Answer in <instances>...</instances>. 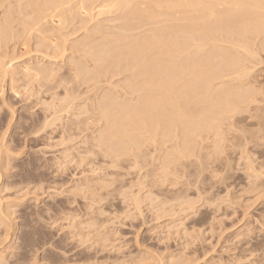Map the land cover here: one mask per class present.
I'll return each mask as SVG.
<instances>
[{
    "label": "rangeland",
    "instance_id": "rangeland-1",
    "mask_svg": "<svg viewBox=\"0 0 264 264\" xmlns=\"http://www.w3.org/2000/svg\"><path fill=\"white\" fill-rule=\"evenodd\" d=\"M2 3V0L1 2ZM3 4V3H2ZM2 6V5H1ZM0 6V7H1ZM4 6V7H3ZM2 7L4 8H0V18H1V14L6 10V6L7 4L4 3ZM107 9H105L106 11ZM109 10V9H108ZM115 12H117V10L113 9ZM122 11V10H121ZM2 12V13H1ZM111 12H113L112 10H109L107 12L106 15H104L105 13L102 14V16H106V19L104 20L103 17L100 19L98 18L99 16H97V22H99L97 25V23H95V21H92L90 23V25L88 24V28L91 30L92 27L96 28V25L98 26L97 28L99 29H106L105 25H107L110 28H107V32H104L103 35L105 34H117L119 33V29L116 28H121L124 32L127 33V31L124 30L125 25H123L122 23H124L125 20L122 21L123 19V11L122 13H120V10H118L117 13L114 12V14H112ZM111 13V14H109ZM120 14H122V17L120 16ZM120 17L117 18L116 17ZM108 17V19H107ZM125 17V16H124ZM105 18V17H104ZM109 18H115L110 20ZM95 19V18H94ZM99 19V20H98ZM103 19V23L102 20ZM113 20H115V22H113ZM79 20H75V22H71L72 26L70 25V22L66 23L65 25L67 26L65 29L68 31L64 30V35L67 33L69 34V29L70 26L72 29H75V25L73 24H77ZM113 23H112V22ZM95 24H92V23ZM47 23V22H46ZM50 23V22H49ZM49 23L47 24V26L49 25ZM109 23V24H108ZM119 23V25L117 24ZM79 24V23H78ZM93 26H92V25ZM103 24V25H102ZM70 25V26H69ZM95 25V26H94ZM117 26L116 28L113 26ZM49 26L52 27V25L50 24ZM69 26V27H68ZM78 26V25H76ZM106 26V27H107ZM104 27V28H101ZM115 28L116 30H110ZM68 28V29H67ZM83 27L80 28L82 30L79 29V32H77V30L75 29L74 31H76L73 35H71L70 37H67V41L68 43H66V46H69L70 44L72 46H70V48L75 47L74 44V40L75 39H84V36H82V33H84L83 30H89ZM109 29V30H108ZM89 30V31H90ZM120 30V31H122ZM71 32H73L72 30H70ZM82 31V32H81ZM87 31L86 33L88 34ZM104 31V30H100ZM109 31V32H108ZM66 32V33H65ZM121 34H125V33ZM77 33V34H76ZM85 33V34H86ZM96 35H98L96 38L100 39L99 36H101V34L99 35V33H95ZM120 34V35H121ZM95 35V36H96ZM102 35V36H103ZM74 36V38H72ZM83 38H82V37ZM257 36L253 39L252 42L251 40L249 41L251 45H248V49L251 50V52H253L251 54V52L246 49L245 51L248 52L246 53L244 51V48L240 50V55L242 56H246L245 58H247L245 63H248V67H250V72H249V79L246 80L245 85L247 87V85H249V88L252 89L251 92H254V97L255 99H257V96L259 97L257 102L259 101L261 103V107L258 104L254 103V106H259L258 109H256V111L258 110L259 112L253 111L255 113H253L252 111L249 113L245 112L242 113L240 116L238 114V117L236 115L235 120V132L234 134L240 138V140H238L237 143H239V141H241L238 145L240 146L238 148L237 147L230 149L231 152L229 151V149H226V146L230 145L227 143V141L225 142V146H224V150L222 154H215L213 153V150L211 147H209V150L206 151V153H203L202 151V156L205 158V156H207L205 158V160H203L204 158L200 155L201 153H198L200 159H202L203 161H201V163L204 164L201 165L200 167L199 165H197V163L199 164V160L197 158L194 159V154L197 152H194L192 156H189V154L185 155L186 159H190L191 163L189 166L190 161L182 160L180 159L179 161H183L185 163V166L188 168L185 170H182V178L177 177L179 180L176 183H172L171 185H167L169 183H163L160 184L162 177H161V165H160V159L163 158L164 153L162 152L161 155H159L157 153V148L153 145L152 143L153 141H150L149 139V135H145L148 138L147 141L143 140L145 143L144 145L139 148L140 151L138 149H136L137 147L134 146L132 148V146H130L132 148V150L130 149V147L128 146L129 150L126 152V156L127 154H129L127 157L125 155L122 156H117V157H113V155H111L109 151H107V149L105 150V148L107 147L106 144H103L99 142V144H96V140L99 141V139L101 138L99 135L101 132V134H105V132L103 130L107 129V121L105 122V117H103L100 112L101 110L99 109L100 107L98 106V110L97 111V101L99 100L100 96L102 95H106L104 93H109V91L112 92V94H114L115 96L120 97V99L122 98V95H125L127 93V98L128 99H133L137 96V94H129L131 95L130 98L128 97V89L127 92L123 94V92L126 91V89H123L122 86H126L125 88H127V85L125 84L126 80L124 77L129 76L128 73H124L121 74L119 76H117L118 74H114L117 77H113V75L104 73V76H95V78L91 77L88 80H83L84 77L78 72V74L82 77L80 78L79 75H77V77L75 78H80L82 80H77V79H73V77L67 78L66 73H68L67 70L71 69L72 67H76L74 65H72V67L70 66V57H72L71 59L76 58V60L81 61L82 65L84 64L83 62H85V60H82V53L80 51V48H77L78 51L81 53L77 55L78 56H69L72 55V53H74L73 51L70 52L69 50V54L66 53L67 55L64 54L63 56V60L62 58L58 59H48L45 56H42L41 54H36L37 51L36 49L34 50L32 45L35 43L34 41H31L30 44V48L31 50L35 51L32 53V51L30 50L29 53L28 51H26V53H29L26 55V53H24V51L22 50V47H20L19 45H17L14 49V51H12L10 48L8 50L9 53L14 52L15 57H17L14 61L13 64L14 68L16 71L15 74H17V78L15 76V80H21L22 76L24 77V74H21V72H25L24 70L28 67L31 66V68H33L34 66H38L37 64L41 65L40 68L46 67V68H50L51 67V63L53 64V69L52 67L50 69L54 70V76H59L62 77L63 75H65V78L62 77L63 80L62 84L60 83V85L58 84V86H54L57 83H55L53 85V89L49 86L50 83L54 80V77L51 78L52 80H50L47 85L50 87V91L47 90L48 92H46V90L42 89L41 87L38 88L40 85H38V87L33 85L34 83H32L29 89L28 87V92H27V87L26 85L23 86L25 83L22 82H16V84H14L15 88L10 89L11 87L14 86H10V83L4 82L3 84L0 83V91H1V95H0V136L3 138L4 136V140L1 139V149H0V212H2V215L0 214V238L2 237L3 239H0V264H27V262L29 264H66L65 262L70 263V264H83L82 261L85 264H134L135 262V258H137V260L139 259V261L136 260L137 264H264V143L261 141H264V126H261L264 123V99L261 101L262 98H264V93H262L260 95L259 92H262V90L264 89V87H262V85L264 86V51L262 49H264V45H262V41H264V36ZM77 37V38H76ZM69 38V39H68ZM80 40V41H81ZM71 41V42H70ZM83 41V40H82ZM34 42V43H32ZM77 42V40H76ZM75 42V43H76ZM79 42V41H78ZM76 44H79V43ZM254 43V44H253ZM260 46H258L257 44ZM261 43V44H260ZM249 44V43H248ZM253 44V45H252ZM219 45L227 47L228 45L225 43H219ZM76 46H80L76 45ZM254 46V47H253ZM263 48H262V47ZM19 47V48H18ZM251 47V48H250ZM257 48V49H256ZM255 49V50H254ZM11 50V51H10ZM20 50V51H18ZM238 50V49H237ZM243 50V52H242ZM236 51V49H235ZM255 51V52H254ZM261 51V52H260ZM19 52L21 55H19ZM239 52V51H237ZM242 52V54H241ZM260 52V53H259ZM8 53V54H9ZM76 53V52H75ZM246 53V54H245ZM258 53V54H257ZM13 54V53H12ZM18 54V55H17ZM25 54V55H22ZM250 54V56H249ZM257 54V55H254ZM13 56H8L9 58L14 57ZM28 55H32L31 58ZM34 55V56H33ZM76 55V54H74ZM22 56V57H21ZM23 56L25 57V59H23ZM39 56V57H38ZM68 56V57H67ZM242 56V57H243ZM259 56V57H258ZM7 57V60H9ZM19 57V58H18ZM35 57V58H33ZM42 59H41V58ZM78 57V58H77ZM251 62H249L250 60L248 58H251ZM257 58V60H255V58ZM39 58V59H38ZM45 58V59H44ZM67 58V59H66ZM69 58V59H68ZM79 58H81V60H79ZM33 59H35L33 61ZM61 59V60H60ZM263 61V62H260ZM28 60V61H27ZM32 60V61H31ZM42 60V63H40ZM66 62H63V61ZM68 60V61H67ZM24 61V62H23ZM30 61V62H29ZM38 61V62H37ZM260 64H257V62ZM63 62V63H62ZM69 62V63H68ZM29 65H28V64ZM55 63V65H54ZM56 63L58 65H56ZM60 63V64H59ZM67 63V64H66ZM79 63V64H81ZM20 64V65H19ZM25 64V65H24ZM36 64V65H34ZM69 64L68 68L67 65ZM88 68L89 70L92 68L91 67V63H88ZM91 64V65H90ZM249 64H251L249 66ZM254 64V66H253ZM18 65V66H17ZM63 68L60 70L59 74L56 72H58V70L60 69V67ZM87 66V63L85 64ZM84 65V66H85ZM33 66V67H32ZM43 66V67H42ZM19 69H17V68ZM23 67V68H22ZM58 67V68H57ZM91 67V68H90ZM25 68V69H24ZM29 68V67H28ZM37 68V67H36ZM57 68V69H56ZM256 68V70H255ZM21 69H23L21 71ZM67 69V70H66ZM75 69V68H74ZM254 69V70H253ZM259 69V70H258ZM56 70V71H55ZM93 70V69H91ZM263 70V71H261ZM17 71H21L18 72ZM70 71V70H69ZM72 71V70H71ZM74 71V70H73ZM72 71V72H73ZM96 71V70H94ZM256 71V72H255ZM261 71V72H260ZM62 72V73H61ZM71 72V73H72ZM259 72V73H258ZM263 72V73H262ZM21 75H20V74ZM65 73V74H64ZM70 73V72H69ZM70 73V75H71ZM94 72H91V74L93 75ZM255 73V74H254ZM261 73V74H260ZM74 73H72L73 75ZM89 74V75H91ZM251 74V75H250ZM19 75V76H18ZM62 75V76H61ZM69 75V76H70ZM71 75V76H72ZM103 75V74H102ZM108 75V76H107ZM110 75V76H109ZM123 75V76H122ZM260 75V76H259ZM55 76V77H56ZM70 76V77H71ZM89 77V76H88ZM110 77V78H109ZM121 77V78H120ZM254 77V78H253ZM58 78V77H57ZM106 78V79H105ZM108 78V79H107ZM120 78V79H119ZM257 78V79H256ZM260 78V79H258ZM70 79V80H67ZM73 79V80H72ZM86 79V76H85ZM88 79V78H87ZM92 79V80H91ZM97 79V82L96 80ZM104 79V80H103ZM113 79V80H112ZM125 79V81H124ZM252 81H251V80ZM256 79V81H254ZM58 80V79H57ZM60 80V81H61ZM66 80V81H65ZM75 80V81H74ZM77 80V81H76ZM95 80V81H94ZM102 80V83H101ZM112 80V81H111ZM120 82H118V81ZM263 80V81H262ZM25 81V80H24ZM55 81V80H54ZM74 81V82H73ZM81 81V82H80ZM106 81V82H105ZM248 81V83H247ZM261 81V82H260ZM27 83V81H25ZM56 82V81H55ZM71 82V83H70ZM79 82V83H78ZM93 82V83H91ZM95 82V83H94ZM110 82V83H109ZM124 82V83H123ZM24 83V84H23ZM53 83V82H52ZM66 83V85H65ZM77 83V84H76ZM86 83V84H85ZM107 83V84H105ZM117 83V84H116ZM127 83V82H126ZM257 83V84H256ZM10 84V85H9ZM72 84V85H69ZM89 84V87H88ZM102 84V85H101ZM112 84V85H111ZM116 84V85H115ZM123 84V85H122ZM255 84V85H254ZM259 84V85H258ZM262 84V85H261ZM52 85V84H51ZM95 85V87H94ZM121 86L120 88L123 89V91H120V93L118 92L120 88H117L118 86ZM5 88H4V87ZM33 86V88H31ZM70 86V87H69ZM79 88H78V87ZM87 86V87H86ZM100 89H99V87ZM108 86V87H107ZM115 86L116 89H115ZM260 89L261 91L257 88ZM18 87V88H16ZM24 87V88H23ZM26 87V89H25ZM36 89H35V88ZM66 88L64 90V88ZM73 87V88H72ZM93 87V88H92ZM102 87V88H101ZM104 87V88H103ZM110 87V88H109ZM113 87V88H112ZM252 87V88H251ZM22 88V89H20ZM56 88V89H54ZM71 88V89H70ZM75 88V89H74ZM90 88V89H89ZM109 90H108V89ZM255 88V89H254ZM4 89V90H3ZM16 89V90H15ZM19 89V90H18ZM35 89V90H34ZM39 90L40 94L38 95L39 92H37ZM73 89V90H72ZM86 91H85V90ZM94 89V91H93ZM112 89V90H111ZM258 89L259 92L256 90ZM15 90V91H14ZM34 90V91H33ZM43 92H42V91ZM54 90V91H52ZM62 92H61V91ZM105 90V91H104ZM115 90V91H114ZM254 90V91H253ZM5 92V94H3ZM18 91V92H17ZM27 93H25V92ZM31 91V93H29ZM45 91V92H44ZM67 91V92H66ZM71 91V92H70ZM90 91V93H89ZM119 93L118 95L116 94L117 92ZM13 92V93H12ZM37 92V94H36ZM61 92V94H60ZM69 92V93H68ZM76 92V93H75ZM87 92V93H86ZM97 92V93H96ZM102 93L101 95L98 94ZM36 95H35V94ZM44 93V94H42ZM48 93V94H47ZM55 94V96H53L52 94ZM78 93V95H77ZM23 94V95H21ZM46 94V95H45ZM50 94V95H49ZM86 95V96H82V95ZM94 94L96 96H94ZM3 95V97H2ZM5 95V96H4ZM34 95V96H33ZM44 95V96H43ZM61 95V96H59ZM67 95V96H66ZM71 95V96H68ZM81 95V96H80ZM99 95V96H98ZM121 95V96H120ZM136 95V96H135ZM43 96V97H42ZM51 96L52 98L55 97V99L51 100ZM57 96V97H56ZM65 96L67 98H65ZM74 96L76 98H74ZM80 96V97H79ZM4 98V101L2 98ZM30 97V99H29ZM34 97V98H33ZM61 97V98H60ZM124 97V96H123ZM261 97V99H260ZM21 98V99H20ZM24 98V99H23ZM26 98H28V100L30 101H25L27 100ZM38 98V99H37ZM45 98V99H44ZM72 99V101L68 100V102H64V99ZM86 98V99H85ZM90 98V99H89ZM92 98V99H91ZM2 99V100H1ZM7 99V101H6ZM42 99H44V102H41ZM59 99H63L62 100V104L63 103H67V105H64L63 109L61 110V101H59ZM75 99V100H74ZM80 99V100H79ZM101 99V98H100ZM119 99V100H120ZM126 99V98H125ZM51 100V101H50ZM55 100V102L53 101ZM78 100V101H77ZM83 100V101H82ZM86 101V105L85 106V110H81L82 113L79 114L78 109L80 108V105L84 104V102ZM90 100V101H89ZM95 100V101H94ZM3 101V102H2ZM5 102V104H4ZM7 102V103H6ZM33 102V103H32ZM46 102L45 106H40V105H44ZM54 103L49 105V103ZM60 102V106L57 103ZM71 103V105H69L68 103ZM132 102V101H131ZM3 103V104H2ZM8 103H10L8 105ZM73 103V105H72ZM76 103V104H75ZM96 103V104H95ZM99 103V102H98ZM32 104V105H31ZM40 104V105H39ZM48 104V106H47ZM80 104V105H79ZM95 106V110L92 107ZM95 104V105H94ZM38 105V106H37ZM9 106V107H8ZM12 106V110L11 109ZM14 106V107H13ZM53 106V108H52ZM65 106H69L71 111L69 110L68 115H67V109H65ZM29 107V108H28ZM32 107V108H31ZM46 107H50V110ZM59 109H58V108ZM73 107V108H72ZM83 107V105L81 106ZM90 107V108H88ZM263 107V108H262ZM262 108V109H261ZM40 109V110H39ZM43 109V110H42ZM52 109H55L58 111H65V114L63 112H60L58 114L59 119L61 118L60 124L57 122L58 121V116L56 115V120L54 117L50 116L51 118H49L47 123L44 120H47V118L49 117V115H51V111ZM76 109V110H74ZM90 109V111H89ZM261 109V111H260ZM5 110V111H4ZM15 110V111H14ZM34 110V111H32ZM45 110V111H44ZM48 110V111H47ZM54 110V111H55ZM263 110V111H262ZM48 113H47V112ZM80 111V112H81ZM93 111V112H92ZM10 112V113H9ZM18 112V113H17ZM25 112V113H24ZM36 112V113H35ZM85 112V113H84ZM97 112V113H96ZM15 113V114H14ZM78 113V114H76ZM102 113V112H101ZM251 113V114H250ZM259 113H261L259 115ZM14 116H13V115ZM71 114V115H70ZM85 114V115H82ZM89 114V115H88ZM244 114V115H243ZM249 114V115H248ZM252 114H254L252 117ZM31 115V116H30ZM52 115H53V111H52ZM64 115H66L64 117ZM98 115V116H95ZM100 115V116H99ZM259 116L257 118H261V119H257L255 116ZM12 116V121H11V117ZM63 116V117H62ZM31 117V118H30ZM73 117V118H72ZM79 117V118H78ZM85 117V118H84ZM101 119H100V118ZM241 117V118H240ZM66 118V119H65ZM103 118V119H102ZM85 119V120H84ZM66 120V122H64ZM70 120V121H68ZM72 120V121H71ZM90 120V121H89ZM92 120V121H91ZM100 120V121H98ZM103 120V121H102ZM4 121V122H3ZM10 121V123H9ZM44 121V122H43ZM51 121L53 123H51ZM94 121V122H93ZM98 121V122H97ZM260 121V122H259ZM43 122V123H42ZM71 122V123H70ZM79 122V123H78ZM82 122V123H81ZM87 122V123H85ZM91 122V123H90ZM93 122V123H92ZM97 122V123H96ZM101 122V123H99ZM105 122V123H103ZM259 122V123H257ZM45 123V126H44ZM51 123L49 126L48 124ZM64 123V125H63ZM78 123V124H77ZM262 123V124H261ZM4 124V125H3ZM6 124H9V128ZM36 124V125H35ZM43 124V125H41ZM47 124V125H46ZM74 124V126L72 125ZM76 124V125H75ZM80 126L78 127L77 125ZM87 124V125H86ZM257 124V125H256ZM52 125V127H50ZM60 125V126H59ZM89 125V126H88ZM91 125V127H90ZM96 125V126H94ZM98 125V126H97ZM255 125V126H254ZM6 126V127H5ZM48 126V127H47ZM57 126V127H56ZM59 126V128H58ZM70 126V127H69ZM73 126V127H72ZM103 126V128H102ZM41 129H40V128ZM46 127V128H45ZM62 127V128H61ZM87 127V128H86ZM89 127V128H88ZM99 127V129H98ZM245 127V129H244ZM261 127V128H260ZM263 127V128H262ZM5 128V129H4ZM25 128V129H24ZM43 128V129H42ZM51 128V129H50ZM64 128V129H63ZM81 128V129H80ZM83 128H86L83 129ZM3 129V130H2ZM55 129V130H54ZM56 129L58 130L56 133ZM93 129V130H92ZM96 129V130H95ZM237 129V130H236ZM241 129V130H240ZM247 129V131H246ZM260 129V130H259ZM6 130V133H5ZM8 130V131H7ZM20 130V131H19ZM37 130V131H36ZM41 130L42 133H39ZM50 130V131H49ZM53 130V131H52ZM63 130V131H61ZM74 130V131H73ZM80 130V131H77ZM90 130V131H89ZM252 130V131H251ZM259 130V132H258ZM262 130V131H261ZM33 131V132H32ZM39 131V132H38ZM49 131V132H48ZM70 131V132H69ZM82 131V132H81ZM84 131V133H83ZM96 131H98V135L96 133ZM237 131H242V134L237 132ZM246 131V133H245ZM251 131V133H250ZM257 131V132H256ZM260 131L262 133H260ZM37 132V135H35ZM51 132V134H50ZM64 132V133H63ZM67 132V133H65ZM80 132V133H78ZM88 134H87V133ZM90 132V133H89ZM95 132V133H94ZM104 132V133H103ZM26 133V134H25ZM31 133V134H30ZM35 133V134H34ZM39 133V134H38ZM68 133L70 134V136L68 135ZM78 133V134H77ZM83 133V134H82ZM93 133V134H92ZM238 133V134H237ZM245 133V134H244ZM251 135H249V134ZM258 135V133H260L259 137L261 136L260 140L254 143V139H252V137L250 138L249 136L253 135ZM33 134V135H32ZM61 134V135H60ZM77 134V136H76ZM82 134V136H80ZM241 134V135H240ZM32 135V136H31ZM67 135V136H66ZM95 137H94V136ZM247 135V138H246ZM78 138H76V137ZM85 139H84V137ZM99 136V137H98ZM144 136V137H145ZM245 136V137H243ZM28 137V138H27ZM42 137V139H40ZM46 137V139L44 138ZM63 137V138H62ZM74 137V139H72ZM91 137V138H90ZM103 137V136H102ZM30 138V139H29ZM69 138V140H68ZM76 138V140H75ZM96 138V139H95ZM99 138V139H97ZM151 138V137H150ZM246 140H244V139ZM250 138V139H248ZM61 139V140H60ZM65 139V140H64ZM72 139V140H71ZM102 139V138H101ZM100 139V140H101ZM152 139V138H151ZM243 139V140H242ZM263 139V140H262ZM3 140V142H2ZM25 140V142H24ZM43 140V141H41ZM67 140V141H66ZM90 140V141H89ZM95 140V141H94ZM157 140H159V137H157ZM180 140V139H179ZM49 141V142H47ZM59 141V142H58ZM61 141V142H60ZM71 141V142H70ZM88 141V142H85ZM93 141V142H92ZM142 141V142H143ZM22 142V143H21ZM40 142V143H39ZM51 142V143H50ZM62 142L63 145H62ZM67 142V144H66ZM96 142V143H94ZM149 142V143H148ZM6 143V144H5ZM10 143V144H9ZM45 143V144H44ZM47 143V144H46ZM81 143V144H80ZM86 143V145H85ZM88 143V144H87ZM93 143V144H92ZM154 143V142H153ZM208 143H212V140L209 141ZM245 143V144H244ZM257 143V144H256ZM262 143V144H260ZM59 144V145H58ZM61 144V145H60ZM79 144V145H78ZM83 144V145H82ZM149 144V145H148ZM155 144V143H154ZM243 144V145H242ZM4 145H7L6 147ZM47 146V147H43ZM50 145V146H49ZM58 145V146H57ZM77 145V146H76ZM82 145V146H81ZM147 145V146H146ZM151 145V146H150ZM211 145V144H210ZM208 145V146H210ZM224 145V144H223ZM242 145V146H241ZM263 145V146H260ZM54 146V148H53ZM56 146V147H55ZM60 146V147H59ZM75 146V147H73ZM98 146V147H97ZM102 146V147H100ZM145 146V147H144ZM207 146V145H206ZM207 146V149H208ZM260 146V147H259ZM11 150H10V148ZM22 147V149H21ZM27 147V148H26ZM37 147V148H36ZM39 147V148H38ZM66 147V148H65ZM84 147V148H83ZM89 147V148H88ZM94 147H96L95 149H93ZM100 147V148H99ZM150 147V148H149ZM159 147V146H157ZM259 147V149H258ZM263 147V148H262ZM7 148V149H4ZM35 148V149H34ZM51 148V149H49ZM81 150H80V149ZM108 148V147H107ZM146 150L148 151H145ZM156 148V149H155ZM182 149V147H180ZM4 149V150H3ZM34 149V150H33ZM39 149V150H38ZM48 149V150H46ZM65 149V150H64ZM84 149V150H83ZM94 151H93V150ZM100 149V151L98 150ZM109 149V148H108ZM135 149V150H134ZM150 149V151H149ZM238 149V150H237ZM3 150V151H2ZM8 151L7 153L5 151ZM18 150V151H17ZM50 150V151H49ZM52 150V151H51ZM73 150V151H71ZM79 150V151H76ZM103 150V151H101ZM105 150V151H104ZM131 150V152H130ZM137 150V151H136ZM142 150V151H141ZM236 150V151H235ZM16 153H15V152ZM33 151V152H32ZM86 151V153H85ZM87 151H89V154L87 155ZM108 154H107V152ZM135 152L133 154V152ZM154 151V152H153ZM159 151V150H158ZM199 151V150H198ZM212 151V152H211ZM229 151V152H227ZM241 151V152H239ZM11 152V154H9ZM79 152L77 155L76 153ZM81 152V153H80ZM84 152V153H83ZM96 152V153H95ZM104 153V155L101 154ZM138 152V153H137ZM148 152V153H147ZM228 153L226 155V153ZM59 153V154H58ZM91 153V154H90ZM93 153V154H92ZM98 153V154H97ZM154 153V154H153ZM159 155V157L156 155ZM161 153V152H160ZM210 153V156L208 157ZM6 154V155H5ZM74 154V155H73ZM133 154V155H132ZM151 154V155H150ZM153 154V155H152ZM203 154H206L205 156ZM224 154V155H223ZM231 154V155H230ZM5 155V156H4ZM11 155V157H10ZM17 155V156H15ZM43 155V156H42ZM81 155V156H80ZM84 155V156H83ZM90 155V156H89ZM110 157H108V156ZM158 157V158H156ZM212 155V156H211ZM216 155V156H214ZM221 155V156H219ZM223 155V156H222ZM233 155V156H232ZM56 156V157H55ZM58 156V157H57ZM77 156V157H76ZM86 156V157H85ZM91 156H95V157H91ZM104 156V159H101V157ZM113 158H112V157ZM116 156V155H115ZM124 156V157H123ZM133 156V157H132ZM138 156V158H137ZM146 156V157H145ZM149 156V158H147ZM162 156V157H161ZM189 158H188V157ZM196 156V154H195ZM13 157V158H12ZM75 157V158H74ZM80 157V160L79 158ZM84 157V158H83ZM108 157V159H107ZM126 157V158H125ZM140 157V158H139ZM152 157V159H150ZM179 157V156H178ZM192 157V158H190ZM197 157V156H196ZM233 157V158H232ZM86 158V159H85ZM92 158V159H91ZM95 158V159H94ZM112 158V159H111ZM115 158V159H114ZM119 158V161H117V159ZM121 158V159H120ZM137 162H135L136 160ZM142 158V159H141ZM147 160H146V159ZM154 158V159H153ZM156 158V159H155ZM210 158V159H209ZM215 158V159H214ZM229 159L228 162L224 161V164L226 165L228 163V165H226V168L221 165V163L219 164L220 160L223 159ZM231 158V159H230ZM235 158V159H234ZM237 158V159H236ZM34 159V160H33ZM132 161H131V160ZM144 159V160H143ZM185 159V157H184ZM194 159V161H193ZM218 159L219 162L216 160ZM2 160V161H1ZM5 160V161H4ZM46 160V161H45ZM57 160H59L57 162ZM83 160V161H81ZM92 160V161H91ZM94 160V161H93ZM96 160V161H95ZM123 162H122V161ZM139 160V161H138ZM152 160V162H151ZM154 160V161H153ZM158 160V161H157ZM196 160V161H195ZM197 160L199 162H197ZM214 161V164L211 165V162ZM11 161V162H10ZM80 161V162H79ZM85 161V162H84ZM134 161V163H133ZM142 161V162H141ZM158 162V164L160 166H156V163ZM178 161V162H179ZM187 161V162H186ZM208 161V162H207ZM230 161V162H229ZM233 161V162H232ZM8 162V164H7ZM54 162V163H53ZM72 162V163H71ZM77 162V163H76ZM82 162V163H81ZM91 162V163H90ZM98 162V163H97ZM113 162V163H112ZM121 162V163H120ZM130 162L131 168L128 166ZM146 163L145 167L143 165V163ZM150 162V163H148ZM183 162H180V167L184 166V164L182 165ZM194 162L195 165L193 164ZM226 162V163H225ZM5 163V164H4ZM44 163V164H43ZM68 165H67V164ZM97 163V164H96ZM102 163V165H101ZM105 163V164H104ZM125 163V164H124ZM139 163V166H138ZM144 163V164H145ZM232 163V164H231ZM236 163V164H235ZM81 164V165H80ZM94 164V165H93ZM104 164V165H103ZM114 166H112V165ZM117 164V165H116ZM120 164H124L119 166ZM127 164V165H126ZM138 166L136 167L135 166ZM157 164V165H158ZM179 164V163H178ZM209 164H210V168H209ZM234 164V166H233ZM63 165V166H62ZM76 167H75V166ZM81 167H79V166ZM84 165V166H83ZM109 165V166H107ZM155 167H154V166ZM177 165V164H176ZM182 165V166H181ZM194 165V166H193ZM52 166V167H50ZM72 166V167H71ZM74 166V168H73ZM77 166L79 168H77ZM98 166V168L96 167ZM111 166V167H110ZM118 166V167H117ZM149 166V167H148ZM203 166V167H202ZM214 166V167H213ZM219 166H223L224 170L223 173L221 171V167L220 170L218 167ZM229 166L231 168V170L229 169ZM5 167V168H4ZM11 167V168H10ZM13 167V168H12ZM40 167V168H39ZM65 167V168H64ZM83 167V168H82ZM91 167V168H90ZM120 167V168H119ZM124 167V169L122 168ZM135 167V168H134ZM144 167V168H143ZM160 167V168H158ZM179 167V168H180ZM203 169H202V168ZM205 167V168H204ZM228 167V168H227ZM2 168V169H1ZM115 168V169H114ZM118 168V169H117ZM122 168V169H121ZM130 168V169H129ZM154 168V169H153ZM178 168V166H177ZM185 168V167H184ZM201 168V169H200ZM217 168V169H215ZM254 168V169H253ZM7 169V170H6ZM48 169V170H47ZM60 169V170H59ZM76 169V170H75ZM78 169V170H77ZM83 169V170H82ZM93 169V170H90ZM108 169V170H107ZM113 169V171H112ZM136 170V172L134 170ZM155 171H153V170ZM160 169V171L157 173V171ZM182 169V168H181ZM181 169H178L179 172L181 173ZM225 169H228L225 171ZM234 169V170H233ZM255 172H253V170ZM10 170V171H9ZM74 170V171H73ZM97 170V172H96ZM124 170V171H123ZM138 170V171H137ZM141 170V172H140ZM202 170V171H201ZM216 170V171H215ZM229 170L231 175L233 176V180H231V175L229 174ZM257 170V171H256ZM261 170V171H260ZM8 171V172H7ZM49 171V172H48ZM51 171V172H50ZM87 174H86V172ZM93 171V173H92ZM95 171V172H94ZM119 173H117V172ZM127 171V172H125ZM128 171H131V173ZM146 171V173H145ZM152 171V172H151ZM187 171V172H186ZM196 173H193L195 172ZM198 171V172H197ZM206 171V172H205ZM208 171V172H207ZM214 171V172H213ZM225 171V172H224ZM228 171V172H227ZM252 171V172H251ZM263 171V172H262ZM79 172V173H78ZM83 172V173H82ZM105 172V173H104ZM125 174H124V173ZM140 172V174H139ZM157 175L156 178L159 179L158 176H160L161 178L159 179L160 182L158 181V179L155 178L156 174ZM211 172V173H210ZM213 172V173H212ZM216 172V173H215ZM218 172V173H217ZM89 173V174H88ZM96 173V174H95ZM98 173V174H97ZM103 173V174H102ZM123 173V174H122ZM136 173V174H135ZM149 173V174H148ZM186 175H185V174ZM200 173V174H199ZM203 173V174H202ZM210 173V174H209ZM234 173V174H233ZM73 174V175H72ZM75 174V175H74ZM83 174V176L81 175ZM93 174V175H92ZM95 174V175H94ZM107 174V175H106ZM128 174V175H127ZM135 174V175H133ZM138 174V176H137ZM153 174V175H152ZM192 174V175H191ZM213 174L216 176L213 177ZM13 175V176H12ZM72 175V176H71ZM81 175V176H78ZM99 175V176H98ZM102 175V176H101ZM118 175V176H117ZM131 175V176H129ZM133 175V176H132ZM180 174H178L177 176H179ZM186 177H185V176ZM198 175V176H196ZM201 175V176H199ZM205 175V176H204ZM212 175V176H211ZM223 176V178L221 176ZM225 175V176H224ZM230 177H229V176ZM235 175V176H234ZM258 175V177L256 176ZM261 175V176H260ZM109 176V177H108ZM114 176V177H113ZM122 176V178H121ZM152 176V177H151ZM154 176V177H153ZM185 177V181L183 178ZM188 176V177H187ZM195 176V178H194ZM227 176L229 177L227 179ZM256 176V177H255ZM6 177V178H5ZM79 179H78V178ZM91 177V178H90ZM97 177V178H96ZM126 177V178H125ZM128 177V178H127ZM139 177V178H138ZM148 177H151L148 178ZM193 177V178H192ZM197 177V178H196ZM207 177V178H206ZM227 180H225V178ZM104 178V179H103ZM108 178V179H107ZM115 178V179H114ZM135 178L137 181H135ZM138 178V179H137ZM143 178V179H142ZM188 178V179H187ZM207 181H206V179ZM213 178V179H212ZM258 178V179H257ZM90 179V180H89ZM113 179V180H112ZM119 179V180H117ZM129 179V180H127ZM156 179V180H155ZM190 179V180H189ZM211 179V180H210ZM231 181H230V180ZM235 179V180H234ZM22 180V181H21ZM26 180V181H25ZM88 180V181H87ZM98 180V181H96ZM101 180V182H100ZM103 180V182H102ZM117 180V182L115 181ZM123 180V181H122ZM127 180V181H126ZM139 180V181H138ZM146 180V181H145ZM154 180V181H152ZM176 180V179H175ZM198 180V183H197ZM203 180V181H202ZM214 180V181H213ZM263 180V181H262ZM85 181V183H84ZM93 181V182H92ZM105 181V182H104ZM109 181V183H108ZM121 181V182H120ZM131 181H133L131 183ZM141 181V182H140ZM156 181L159 182L158 184H156ZM184 181V182H183ZM228 181V182H227ZM262 181V182H261ZM58 182V183H57ZM78 182V183H77ZM87 182V183H86ZM99 182V183H98ZM124 182V183H123ZM148 182V183H145ZM193 182V183H192ZM204 182V183H202ZM213 182V183H212ZM259 182V185H258ZM34 183V184H33ZM43 183V184H42ZM55 183V184H54ZM98 183V185H96ZM108 183V185H107ZM117 183V184H116ZM129 188H127V185ZM138 183V184H137ZM144 183V184H142ZM191 183V184H190ZM201 185H200V184ZM220 183V184H219ZM226 183V184H224ZM262 183V184H260ZM54 184V186H53ZM106 184V185H104ZM113 184V186L111 185ZM120 184V185H119ZM135 184V185H134ZM146 184V185H145ZM152 184V185H151ZM157 186H156V185ZM160 184V186H158ZM178 184V185H177ZM183 184V186H182ZM187 184V185H185ZM207 184H209L207 186ZM11 185V186H10ZM15 185V186H14ZM29 185V186H28ZM85 185V186H84ZM88 185V186H87ZM110 185V187H109ZM119 185V186H118ZM145 187L143 189V187ZM155 185V186H154ZM165 187H161V186ZM213 185V186H212ZM257 185V186H256ZM42 186V187H41ZM102 186V187H101ZM103 186H105L103 188ZM154 186V187H153ZM168 186H171L168 188ZM182 186V188H181ZM256 186V188H255ZM262 186V187H261ZM88 187V188H87ZM94 187V188H93ZM122 187H124L125 189H123ZM141 187V188H139ZM150 187V188H149ZM152 187V188H151ZM158 187V188H157ZM161 187V189H160ZM207 187V188H206ZM209 187V188H208ZM259 187V188H258ZM41 188V189H40ZM55 189L56 191L52 190ZM83 188H86L85 191L82 190ZM107 188V189H105ZM122 188V189H120ZM133 188V191L132 189ZM149 188V189H148ZM155 188V189H153ZM166 188L167 190H171L172 193L174 194L170 196V192H166ZM205 188V190H204ZM4 189V190H3ZM89 189H91V191H89ZM104 189V190H103ZM128 189V190H127ZM131 189V191H130ZM152 189V191H151ZM163 189V190H162ZM178 189V190H177ZM189 192H188V190ZM259 189V190H258ZM261 189V190H260ZM2 190V191H1ZM62 192H59V191ZM70 190V191H69ZM82 190V191H81ZM108 190V191H107ZM115 190V191H114ZM142 190V191H141ZM160 190V191H159ZM175 190V191H174ZM187 190V191H185ZM77 191V193H76ZM80 191V194L79 192ZM100 191V192H99ZM102 191V192H101ZM107 191V192H106ZM119 191V192H118ZM139 193H138V192ZM162 191V192H161ZM174 191V192H173ZM181 193H180V192ZM183 191L185 193H183ZM64 192V193H63ZM88 192V193H85ZM91 192V193H90ZM124 192L126 195H122L120 197L121 194ZM133 192V193H132ZM153 192V193H152ZM160 192V193H158ZM188 194H187V193ZM52 193V194H51ZM86 195H83V194ZM93 193V194H92ZM112 196H110V194ZM136 193V194H135ZM152 193V195H154V197L152 195H150ZM167 193V195L165 194ZM178 194V198L177 195ZM183 193V194H182ZM120 194V195H119ZM129 194V195H128ZM145 194V195H144ZM55 197H54V196ZM63 195V196H62ZM82 195V196H81ZM115 195V196H114ZM119 195V196H118ZM136 195V196H135ZM138 195V197H137ZM183 197H180L182 196ZM186 195V197H185ZM190 195V197H189ZM43 196V197H42ZM53 198H52V197ZM59 199H58V197ZM93 196V198H91ZM104 196V197H103ZM108 196V197H107ZM117 196V197H116ZM127 196V197H125ZM132 196V198H131ZM159 196V198H158ZM173 196V197H172ZM3 197V198H2ZM84 197V198H83ZM115 197L114 200H112ZM120 197V198H119ZM125 199H123V198ZM142 197V198H141ZM147 197V198H146ZM151 197V198H150ZM157 197V199H156ZM175 197V198H174ZM87 198V199H86ZM108 198V199H105ZM111 198V199H110ZM139 198V199H138ZM177 198V199H176ZM183 198V199H182ZM188 198V199H187ZM191 200H190V199ZM3 199V201H2ZM40 199V200H39ZM47 199V200H46ZM63 199V200H62ZM83 199V200H82ZM93 199V200H92ZM95 199V200H94ZM132 199V200H131ZM135 199V200H133ZM150 201H149V200ZM151 199H153L152 201H154L153 203L151 202ZM127 202H126V201ZM139 200V201H138ZM156 200V201H155ZM174 200V201H173ZM179 200H182V202H184V204H182V202H178ZM188 201V203L186 204V202ZM213 200V201H212ZM17 201V202H16ZM37 203H36V202ZM88 201V202H87ZM93 201V203H92ZM100 203H99V202ZM116 201V202H114ZM125 203H123V202ZM129 201V202H128ZM132 201V202H131ZM135 201V202H133ZM138 201V203H137ZM158 201V203H157ZM160 201V202H159ZM163 201V202H162ZM173 203H172V202ZM186 201V202H185ZM192 201V202H191ZM32 202V203H31ZM44 202V203H43ZM54 202V203H53ZM67 202V204H66ZM70 202V203H69ZM83 202V203H82ZM106 202V203H105ZM121 202V203H120ZM151 202V203H150ZM176 202V203H175ZM178 202V203H177ZM196 203V204H191V203ZM76 203V204H75ZM96 203V205H95ZM146 203V204H145ZM170 204V206L167 205ZM175 203V204H174ZM190 203V204H189ZM4 204V205H3ZM18 204V205H17ZM30 204H32L30 206ZM64 204V205H63ZM74 204V205H73ZM99 204V205H98ZM132 204V205H131ZM138 204V205H137ZM143 204V205H142ZM157 204V205H156ZM164 204V205H163ZM173 204V205H171ZM210 204V205H209ZM8 205V206H7ZM30 207H29V206ZM35 205V206H34ZM39 205V206H38ZM70 205V206H69ZM103 205V206H102ZM119 207H118V206ZM131 205V206H130ZM141 205V206H139ZM149 205V206H147ZM151 205V206H150ZM159 205V206H158ZM162 205V206H161ZM166 205V206H165ZM180 205V206H179ZM186 205V206H185ZM192 205H194L195 207H193ZM81 206V207H80ZM94 208H93V207ZM129 206V207H128ZM133 206V207H132ZM164 206V208H163ZM168 206V207H167ZM172 206V207H171ZM179 206V207H178ZM183 208H182V207ZM21 207V208H19ZM43 207V208H42ZM50 207V208H48ZM58 207V208H57ZM66 207V208H65ZM113 207V208H112ZM128 207V208H127ZM138 207L142 210H139ZM161 211H160V208ZM169 208L168 210L165 208ZM188 207V208H187ZM191 207V208H189ZM89 208V209H88ZM97 208V209H96ZM103 210H102V209ZM112 208V209H111ZM119 208V210H118ZM126 208V209H125ZM152 208V209H151ZM175 208V209H174ZM186 208V212L183 211ZM3 209V210H2ZM14 209V210H13ZM51 209V211H50ZM62 209V210H61ZM65 209V210H64ZM148 209V210H147ZM151 209V210H150ZM162 209L167 210V211H162ZM188 209V210H187ZM10 210V211H8ZM75 210V211H74ZM97 210V211H96ZM99 210V211H98ZM121 210V211H120ZM146 210L148 212H146ZM153 210V211H152ZM171 210V211H170ZM176 212V214L174 215V212ZM193 212H192V211ZM134 211V213H133ZM136 211V212H135ZM139 211H141V213H139ZM144 211V213H143ZM161 212L162 214L167 213L171 216H167V214L163 215L161 213H158L155 215V212ZM6 212V213H5ZM10 212V214H9ZM90 212V213H89ZM94 212V213H93ZM102 212V213H101ZM110 212V213H109ZM131 212V213H130ZM152 214H151V213ZM171 212V213H170ZM180 212V213H179ZM182 212V213H181ZM184 212V213H183ZM4 213V214H3ZM15 213V214H13ZM32 213V214H31ZM60 213V214H59ZM73 213V214H72ZM78 213V214H77ZM87 213V214H86ZM96 213V215H95ZM98 213V214H97ZM116 213V214H115ZM125 215H124V214ZM132 217H129L130 214ZM148 213V214H147ZM178 213V215H177ZM12 214V216H11ZM142 214V218L140 217V215ZM14 215V216H13ZM69 215V216H68ZM87 215V216H86ZM99 215V216H98ZM106 215L104 218L101 216ZM155 215V216H154ZM159 217H158V216ZM174 215V216H173ZM177 215V216H176ZM181 215V216H180ZM11 216V217H9ZM126 216V217H125ZM128 216V217H127ZM146 216V217H145ZM150 216V218H149ZM154 216V217H152ZM157 216V217H156ZM162 216V217H161ZM187 216V217H185ZM6 217V219H5ZM9 217V218H8ZM67 217V218H66ZM74 219H72V218ZM93 217V218H92ZM100 217V218H99ZM137 217V218H136ZM156 217V218H155ZM167 217V218H165ZM203 217V218H202ZM57 218V219H56ZM70 218V219H69ZM78 218V219H77ZM79 218L81 221H79ZM97 218V219H95ZM99 218V220H98ZM106 218V219H105ZM109 220H108V219ZM128 218V219H127ZM134 218V219H133ZM158 218V219H157ZM159 218H161L159 220ZM10 219V220H9ZM56 219V220H55ZM65 219V220H64ZM77 219V220H76ZM95 219V220H93ZM155 219H157L155 221ZM175 219V220H174ZM206 219V220H205ZM33 220V221H32ZM54 220V221H53ZM71 220H75L74 222ZM96 222L95 225H97L95 227V225L93 226V222ZM98 220V221H96ZM149 220L151 222H149ZM179 220V221H178ZM63 221V222H62ZM67 224H66V222ZM79 221V222H78ZM92 223H91V222ZM102 221V222H101ZM155 221V222H154ZM47 224H46V223ZM73 222V223H72ZM101 222V223H100ZM104 222V224H103ZM153 222V223H152ZM7 224L5 226V224ZM58 223V224H57ZM78 223V224H77ZM82 223V224H81ZM86 223H88V225H86ZM158 223V224H157ZM9 224V225H8ZM27 224V225H26ZM49 224V225H48ZM57 224V225H56ZM69 224V225H68ZM72 224V225H71ZM76 224V225H75ZM81 224V225H80ZM85 224V225H83ZM90 224V225H89ZM92 224V225H91ZM183 224V225H180ZM202 224V225H201ZM3 225V226H2ZM40 225V226H39ZM54 225V226H53ZM62 227H61V226ZM68 225V227L66 226ZM75 227H74V226ZM101 225V226H100ZM124 225V226H123ZM132 225V227H130ZM181 227H180V226ZM5 226V228H4ZM10 226V227H9ZM53 226V227H51ZM90 229H88L89 227ZM100 226V227H99ZM103 226V227H102ZM106 226V227H105ZM46 227V229H45ZM50 229H49V228ZM60 227V228H59ZM93 227V228H92ZM99 227V228H98ZM175 227V228H174ZM180 227V228H179ZM48 228V229H47ZM58 228V229H57ZM62 228V229H61ZM81 228H83L84 230H82ZM101 228V229H100ZM33 229V230H32ZM70 231H69V230ZM72 229V230H71ZM79 229V230H78ZM88 229V232H87ZM94 229V230H92ZM96 229V230H95ZM105 229V230H104ZM7 230V231H6ZM19 230V232H18ZM61 232H60V231ZM99 230V231H98ZM128 230V231H127ZM67 231V232H66ZM81 231H85V232H81ZM8 232V233H7ZM53 232V233H52ZM58 232V233H57ZM73 234H72V233ZM5 233V234H4ZM79 233L81 235L78 234ZM86 233V234H84ZM88 233V234H87ZM109 233V234H108ZM111 233V234H110ZM127 233V234H126ZM244 233V234H243ZM7 234V236H6ZM58 234V235H57ZM91 234V236H90ZM95 234V235H94ZM99 235V237H97L96 235ZM100 234H101V238H100ZM1 235H4L5 238ZM26 235V236H25ZM31 236L30 239L33 238L35 240V242L33 241V243L31 244L30 240L27 239L26 237ZM63 235V236H62ZM75 235V237H74ZM86 235L88 237V239L86 238ZM94 235V236H93ZM110 235H114V236H110ZM243 235V236H242ZM25 236V241L23 240ZM45 236V237H44ZM79 236V237H78ZM85 236V237H84ZM95 238H93V237ZM108 236V238H107ZM259 236V237H257ZM7 237V238H6ZM27 237V238H28ZM33 237V238H32ZM53 237V238H52ZM75 240H73L72 239ZM107 239H104V238ZM250 237V238H249ZM72 240H71V239ZM82 239L83 241L79 240ZM100 238V239H99ZM113 238V240H112ZM66 239V241H65ZM98 243H97V241ZM104 239V240H102ZM132 239V240H131ZM247 239V240H246ZM262 239V240H261ZM78 240V241H77ZM87 240V241H86ZM93 240V241H92ZM106 240V241H105ZM109 240V241H108ZM136 240V242H135ZM259 240V241H258ZM4 241V242H3ZM30 241V242H29ZM53 241V242H52ZM70 241V242H69ZM74 241V242H73ZM96 241V243H94ZM100 241V242H99ZM105 241V242H103ZM113 241V243H112ZM128 241V243H126ZM131 241V242H130ZM3 242V243H2ZM22 242L24 243H30L31 247H28L27 245H24L23 243V247H22ZM79 246H78V244ZM91 244H88V243ZM15 243V244H14ZM35 243V244H34ZM82 246H80L81 244ZM84 243V244H83ZM87 243V244H85ZM108 243V244H107ZM111 243V244H110ZM255 243H257L255 245ZM102 244V246H101ZM107 244V245H106ZM128 244V245H127ZM7 247H6V246ZM15 245V246H14ZM49 245V246H48ZM57 245V246H56ZM60 245V246H59ZM72 245V246H71ZM86 245V246H84ZM104 245V246H103ZM106 245V246H105ZM252 245V246H251ZM48 246V247H47ZM97 246V247H96ZM99 246V247H98ZM127 246V247H126ZM130 246V247H129ZM28 247V248H27ZM51 247V248H50ZM67 247V248H66ZM87 247V248H86ZM13 248V249H12ZM27 248L26 250H23ZM75 248V249H74ZM80 250H79V249ZM93 248V249H92ZM137 248V249H136ZM4 249V250H3ZM6 249V250H5ZM9 249V250H7ZM35 249V250H34ZM44 249V250H43ZM71 249V250H70ZM74 249V250H73ZM103 249H107L106 251H104ZM129 249V250H127ZM135 249V250H134ZM257 249V250H256ZM18 250V251H17ZM23 250V251H22ZM38 250V251H37ZM41 250V251H40ZM46 250V251H45ZM59 250V251H58ZM86 250V251H85ZM96 250V251H95ZM101 250V251H100ZM246 250V251H245ZM37 251V252H36ZM85 251V252H84ZM100 251V252H99ZM103 251V253H102ZM135 251V252H134ZM245 251V252H244ZM252 251V252H251ZM262 253H261V252ZM22 252V253H21ZM25 254H24V253ZM32 252L34 254H32ZM58 252V253H57ZM63 252H65L63 254ZM91 252V253H90ZM93 252V253H92ZM133 252L135 253V255L133 254ZM31 255H29V254ZM89 255H88V254ZM102 253V254H101ZM131 253V254H129ZM137 253V254H136ZM19 254V255H18ZM23 256H22V255ZM54 254V255H53ZM67 254V255H66ZM125 254V255H124ZM127 254V255H126ZM2 255V256H1ZM33 255V256H32ZM62 255V256H61ZM64 255V256H63ZM93 255V256H92ZM97 255V258H96ZM100 255V256H99ZM134 255V256H132ZM263 255V256H262ZM14 256V257H12ZM20 256L21 259H20ZM29 256V257H27ZM9 257V258H8ZM12 257V258H11ZM18 257V258H17ZM32 257V258H31ZM35 257L36 259L33 260ZM61 257V258H60ZM94 257V261L93 260ZM260 257V258H259ZM27 262H26V260ZM42 258V259H41ZM128 258V259H127ZM258 258V259H257ZM9 259V260H8ZM11 259V260H10ZM14 259V260H13ZM31 259V261H30ZM38 259V260H37ZM13 260V261H12ZM20 260V261H19ZM50 260V261H49ZM59 260V261H58ZM67 260V261H66ZM73 260V261H72ZM82 260V261H80ZM128 260V261H127ZM131 260V261H130ZM37 261V262H36ZM42 261V262H41ZM46 261V263H45ZM75 261V262H74ZM130 261V262H129ZM3 262V263H2ZM7 262V263H6ZM22 262V263H20ZM56 262V263H55ZM81 262V263H80ZM87 262V263H86ZM89 262V263H88ZM135 263V264H136Z\"/></svg>",
    "mask_w": 264,
    "mask_h": 264
},
{
    "label": "bare ground",
    "instance_id": "bare-ground-1",
    "mask_svg": "<svg viewBox=\"0 0 264 264\" xmlns=\"http://www.w3.org/2000/svg\"><path fill=\"white\" fill-rule=\"evenodd\" d=\"M1 2V0H0ZM3 3V4H2ZM2 3H0V6L4 5V3L7 4V6L5 7L6 10L1 14V18H0V83H10V86H14V84H16V82L18 80H15L17 78V74L14 68L15 63L13 64V61L17 58L15 57V53H9L8 50L10 48H12L11 50L14 51L15 47L17 45H19L20 47H22L21 51H24V53H26V51H28L29 53L31 49L30 48V44L31 41L36 42L35 46L34 44L32 45L33 47L31 48H35L37 53L33 50V52H35L36 54H41L42 56H45L48 59H58L62 58L63 60V56L64 54L67 55L66 53L69 52H74L72 53V55L69 56H78V54L80 53L78 51L77 48H80V51L82 53V56L79 55V57H82V60H85V62H83L84 64L82 65L81 61L76 60V58L71 59L72 57H70V66L72 67V65L76 66V67H72L71 69L67 70L68 73H66V77L67 78H72L73 79L75 77H77L78 72L84 75H81L84 77L83 80H88L93 77L95 78V76L99 75V76H104V73L107 74H112L113 77L115 76L114 74H118L117 76L124 74V73H128L129 76L124 77L126 80L125 84L127 85V88H125L126 86H122L123 89H126L124 93L127 92L128 89V95L129 94H137V96L135 98L131 97V95H129L128 97L133 98V99H128L127 93L125 95H120L122 98L120 99V97L115 96L114 94H112L111 91H109V93H104L106 95H102L100 96L99 100L97 101V105H96V109L98 110V106L100 107L99 109L101 110L100 114L105 117V122L107 121L108 125H107V129L103 130L105 132V134H99L101 135L100 137L102 138H97L99 139V141L96 140V144H100L102 143L103 146L104 144L107 145V148H105V150L107 149V151L111 152L110 154L113 155V157H117V156H122L125 155L126 152L129 150L128 146H132V148L134 146H136L139 151L143 145H144V141L148 138L145 135H149V139L152 143V146L156 145L155 147L159 150H157V153L159 155L162 154V152L164 153L163 158L160 159V165H161V177L162 180L160 182V176L159 179L156 178L157 175L155 171L154 173L156 174L155 178L158 179V181L160 182V184L165 183H169L167 185H171L172 183H176L180 178H182L181 174H182V170H186L188 168V166H185V160L187 154H189V156H192L194 152H196V156L194 154V159L197 158V162H199V164L197 162H194L193 164L195 165V163H197V165L200 164L204 166L201 163V161L205 160V158L207 156H205L206 151L209 150V147H211L212 145V149L213 153H217V154H222L224 153L223 150L225 149V142L227 141L228 144H230L229 146H226V149H229V151H231L230 149L237 147V145L241 142L238 140H240V138L238 137V135L236 136L234 134L235 132V123L238 120L236 117H238L242 114V113H249V111L253 112L256 111V109H258L259 106H254L255 104L260 105L261 107V103L258 100V96L257 99H255V91L251 92L252 89L249 88V85H245V82L247 79H249V72H250V67H248V63H245L247 58H245L243 55V57L239 54L240 50L244 48V51L246 49H248V45L250 44V40L251 42L255 39V37L257 36H264V0H2ZM1 6V7H2ZM0 7V8H1ZM4 7V6H3ZM2 7V8H3ZM4 9V8H3ZM105 9H107L105 11ZM112 10L113 12H111L112 14H114V10H120V13H122L123 11V19L121 22L124 21V23H122L123 25H125L124 30L127 31L124 32L121 28H116L117 26H113L116 29H119V33L117 34H105L103 35L104 32H107V25H105L106 29H98L97 25H99L97 22V16L101 15V18L103 17V19H106V15L107 12L109 10ZM122 10V11H121ZM106 12V13H105ZM115 12V13H117ZM105 13L103 16L102 14ZM109 13V14H111ZM122 14H120V16L122 17ZM108 15V14H107ZM105 17V18H104ZM95 18V19H94ZM100 19V16L98 17ZM117 18L120 17H116ZM98 19V20H99ZM103 19L102 23H103ZM108 19V17H107ZM110 20L115 19V18H109ZM75 20H79L78 23L73 24L75 26V29L77 30V32H79V29L83 27L84 28H88V24L90 25V23L92 21H95V23H97L96 28L92 27V29L90 30H83L84 33H82V36H84V39H75L74 40V46L77 47H72L70 48V46H72L71 44L69 46H66V43H68L69 41L67 40V37H70L71 35H73L76 31H74L75 29H72L71 26V22H75ZM47 22V23H46ZM50 22V23H49ZM70 22V29H69V34L64 35V30L67 31L65 28L67 27L65 24ZM90 22V23H89ZM112 22V21H111ZM113 22H115V20H113ZM112 22V23H113ZM49 23V25L51 24V26H47V24ZM94 22L92 24H95ZM91 24V25H92ZM109 24V23H108ZM119 25V23H117ZM78 25V26H76ZM103 25V24H102ZM68 26V27H69ZM93 26V25H92ZM95 26V25H94ZM107 26V27H106ZM120 26V25H119ZM110 29L112 30H116L115 28ZM104 28V27H101ZM68 29V28H67ZM70 30H72L73 32H71ZM82 30V29H80ZM100 30H104L101 31ZM109 30V29H108ZM122 30V31H120ZM87 31L88 34L86 33ZM68 32V31H67ZM82 32V31H81ZM109 32V31H108ZM121 32L125 33V34H121ZM86 33V34H85ZM95 33H99V35L101 34L100 39H97L96 37L98 35H96ZM71 34V35H70ZM77 34V33H76ZM84 34V35H83ZM121 34V35H120ZM75 35V34H74ZM96 35V36H95ZM103 35V36H102ZM81 36V37H82ZM261 36V39H262ZM74 38V36L72 37ZM83 38V37H82ZM69 39V38H68ZM264 39V38H263ZM262 39V40H263ZM81 42L79 43L80 46H76L79 44H76L77 42ZM68 41V42H67ZM32 42V43H34ZM71 42V41H70ZM76 42V43H75ZM264 42V41H262ZM219 43H225L228 46L224 47L219 45ZM249 43V44H248ZM254 44V43H253ZM252 44V45H253ZM257 44V43H256ZM261 44V43H260ZM258 45V44H257ZM262 45H264V43H262ZM259 46V45H258ZM69 49H67V48ZM254 47V46H253ZM260 47V46H259ZM262 47V46H261ZM19 48V47H18ZM251 48V47H250ZM263 48V47H262ZM34 49V50H35ZM236 49V51H235ZM238 49V50H237ZM257 49V48H256ZM10 50V51H11ZM249 50V49H248ZM252 50V48H251ZM251 50H249L251 52ZM255 50V49H254ZM264 51V49H262ZM20 51V50H18ZM68 51V52H67ZM239 51V52H237ZM66 52V53H65ZM76 52V53H75ZM243 52V50H242ZM241 52V54H242ZM246 52V51H245ZM255 52V51H254ZM261 52V51H260ZM259 52V53H260ZM9 53V54H8ZM29 53H26L29 54ZM31 53V54H32ZM80 53V54H81ZM248 53V52H246ZM245 53V54H246ZM253 52H251L252 54ZM69 54V53H68ZM76 54V55H74ZM258 54V53H257ZM254 54V55H257ZM11 57L9 58L10 56ZM18 55V54H17ZM19 55L20 52H19ZM25 55V54H22ZM9 56V57H8ZM30 58L31 56L28 55ZM34 56V55H33ZM250 56V54H249ZM7 57L9 60H7ZM22 57V56H21ZM26 57V56H25ZM25 57L23 56V59H25ZM39 57V56H38ZM68 57V56H67ZM259 57V56H258ZM19 58V57H18ZM35 58V57H33ZM41 58V57H40ZM43 58V57H42ZM41 58V59H42ZM78 58V57H77ZM255 60H257L256 57H254ZM36 59V58H35ZM33 59V61L35 60ZM39 59V58H38ZM45 59V58H44ZM67 59V58H66ZM249 60L252 59L248 58ZM26 60V59H25ZM61 60V59H60ZM79 60H81V58H79ZM259 60V59H258ZM28 61V60H27ZM32 61V60H31ZM42 63V60H40ZM68 61V60H67ZM260 61V60H259ZM24 62V61H23ZM30 62V61H29ZM38 62V61H37ZM63 62H66L65 60ZM62 62V63H63ZM68 62V63H69ZM251 62V60L249 61ZM257 62V61H256ZM263 62V61H260ZM87 63V66L85 65ZM88 63H91V69L93 70H89L88 68ZM28 64V63H27ZM60 64V63H59ZM67 64V63H66ZM72 64V65H71ZM257 64H260L257 62ZM20 65V64H19ZM25 65V64H24ZM29 65V64H28ZM36 65V64H34ZM38 66H32L33 68H31V66H28L23 72L21 69V71H17L21 72V74H24L25 76L21 78V80L25 83H23L26 87H27V92L28 87L32 85V83H34L33 85L38 87V85H40L38 88H42L44 90H46V92H48L47 90L50 91V87L52 88L53 85L55 83H57L54 86H58V84L60 85V83L62 84L61 79H63L62 77L65 78V75H61L62 77L59 78V76H54V70L53 69V64L51 63V67L52 69H50L49 67H43L40 68V66L37 64ZM55 65V63H54ZM56 65H58L56 63ZM85 65V66H84ZM251 64H249L250 66ZM16 66V65H15ZM18 66V65H17ZM69 66V64L67 65V67ZM254 66V64H253ZM37 67V68H36ZM60 67V65H59ZM64 67V66H63ZM62 67V68H63ZM17 68V67H16ZM23 68V67H22ZM58 68V67H57ZM56 68V69H57ZM60 67V69L58 70V72H56V74L60 72V70L62 69ZM70 68V67H68ZM75 68V69H74ZM18 69V68H17ZM20 69V68H19ZM18 69V70H19ZM73 72H72V71ZM96 70V71H94ZM254 70V69H253ZM256 70V68H255ZM259 70V69H258ZM56 71V70H55ZM263 71V70H261ZM260 71V72H261ZM74 73L72 75H70V73ZM91 72H94L93 75L91 74ZM256 72V71H255ZM62 73V72H61ZM251 73V72H250ZM259 73V72H258ZM263 73V72H262ZM20 74V73H19ZM20 74V75H21ZM65 74V73H64ZM91 74V75H89ZM103 74V75H102ZM255 74V73H254ZM261 74V73H260ZM71 77H70V76ZM251 75V74H250ZM16 76V78H15ZM19 76V75H18ZM80 76V75H79ZM80 76V78H82ZM86 76V79H85ZM89 76V77H88ZM106 76V75H105ZM108 76V75H107ZM110 76V75H109ZM115 76V77H117ZM123 76V75H122ZM260 76V75H259ZM54 77V80L56 81H50L52 80L51 78ZM58 77V78H57ZM98 77V76H97ZM80 78H75L77 80H79ZM88 78V79H87ZM110 78V77H109ZM121 78V77H120ZM119 78V79H120ZM254 78V77H253ZM58 79V80H57ZM66 79V78H65ZM67 79V80H70ZM72 79V80H73ZM106 79V78H105ZM108 79V78H107ZM124 79V81H125ZM257 79V78H256ZM256 79L254 81H256ZM260 79V78H258ZM21 80H19L20 82H22ZM27 81V83L25 81ZM61 80V81H60ZM76 80V81H77ZM82 80V79H80ZM92 80V79H91ZM97 82V79H95ZM94 80V81H95ZM104 80V79H103ZM113 80V79H112ZM111 80V81H112ZM251 80V79H250ZM253 80V79H252ZM251 80V81H252ZM264 80V79H263ZM262 80V81H263ZM18 81V82H19ZM51 83H50V82ZM59 81V82H57ZM66 81V80H65ZM75 81V80H74ZM73 81V82H74ZM118 81V80H117ZM81 82V81H80ZM87 82V81H86ZM90 82V81H89ZM106 82V81H105ZM119 82V81H118ZM121 82V81H120ZM119 82V83H120ZM261 82V81H260ZM264 82V81H263ZM50 83V85L48 84ZM71 83V82H70ZM79 83V82H78ZM93 83V82H91ZM95 83V82H94ZM102 83V80H101ZM104 83V82H103ZM102 83V84H103ZM110 83V82H109ZM124 83V82H123ZM248 83V81H247ZM31 84V85H30ZM50 86H48V85ZM52 84V85H51ZM77 84V83H76ZM86 84V83H85ZM101 84V85H102ZM107 84V83H105ZM117 84V83H116ZM115 84V85H116ZM257 84V83H256ZM4 85V84H3ZM29 85V86H28ZM66 85V83H65ZM72 85V84H69ZM112 85V84H111ZM123 85V84H122ZM255 85V84H254ZM259 85V84H258ZM262 85V84H261ZM4 87V86H3ZM25 87V89H26ZM70 87V86H69ZM78 87V86H77ZM87 87V86H86ZM89 87V84H88ZM95 87V85H94ZM99 87V86H98ZM108 87V86H107ZM117 86H115L116 89ZM121 86L119 85L117 88H120ZM262 87H264L262 85ZM5 88V87H4ZM15 88L11 87L10 89ZM18 88V87H16ZM24 88V87H23ZM33 88V86L31 87ZM35 88V87H34ZM64 88V87H63ZM68 88V87H66ZM64 88V90L66 89ZM73 88V87H72ZM79 88V87H78ZM93 88V87H92ZM102 88V87H101ZM104 88V87H103ZM110 88V87H109ZM113 88V87H112ZM120 88L118 89L119 93L120 91H123V89ZM252 88V87H251ZM258 88V86H257ZM22 89V88H20ZM30 89V87H29ZM36 89V88H35ZM34 89V90H35ZM53 89V88H52ZM56 89V88H54ZM71 89V88H70ZM75 89V88H74ZM90 89V88H89ZM100 89V87H99ZM108 89V88H107ZM255 89V88H254ZM259 89V88H258ZM256 89L258 92L259 90L261 91V88L258 90ZM4 90V89H3ZM16 90V89H15ZM14 90V91H15ZM19 90V89H18ZM33 90V91H34ZM40 89H38L37 92H39ZM73 90V89H72ZM85 90V89H84ZM109 90V89H108ZM112 90V89H111ZM42 91V90H41ZM54 91V90H52ZM61 91V90H60ZM86 91V90H85ZM94 91V89H93ZM105 91V90H104ZM115 91V90H114ZM6 91H4L3 94H5ZM18 92V91H17ZM25 92V91H24ZM25 92V93H27ZM36 92V94H37ZM43 92V91H42ZM45 92V91H44ZM62 92V91H61ZM60 92V94H61ZM67 92V91H66ZM71 92V91H70ZM117 92V91H116ZM116 93L117 95L119 93ZM1 93V91H0ZM13 93V92H12ZM31 93V91L29 92ZM69 93V92H68ZM76 93V92H75ZM87 93V92H86ZM90 93V91H89ZM97 93V92H96ZM260 95L262 93H264V89L262 90V92H259ZM35 94V93H34ZM35 94V95H36ZM40 94V92L38 93V95ZM44 94V93H42ZM48 94V93H47ZM99 94V92H98ZM102 93H100L99 95H101ZM1 95V94H0ZM23 95V94H21ZM46 95V94H45ZM50 95V94H49ZM53 96H55V94H52ZM78 95V93H77ZM87 95V94H86ZM85 94L82 96H86ZM98 95V96H99ZM264 95V94H262ZM5 96V95H4ZM34 96V95H33ZM44 96V95H43ZM42 96V97H43ZM61 96V95H59ZM67 96V95H66ZM65 96V98H67ZM71 96V95H68ZM81 96V95H80ZM79 96V97H80ZM94 96H96L94 94ZM124 96V97H123ZM3 97V95H2ZM1 97V98H2ZM57 97V96H56ZM72 97V96H71ZM34 98V97H33ZM61 98V97H60ZM73 98V97H72ZM74 98H76L74 96ZM126 98V99H125ZM4 101V98H2ZM1 99V100H2ZM21 99V98H20ZM24 99V98H23ZM27 100L25 101H29L28 98H26ZM30 99V97H29ZM38 99V98H37ZM45 99V98H44ZM42 99L41 102H44ZM55 99V97L52 98L51 96V100ZM64 99V98H63ZM63 99H59V101H61V106L59 105V103H57L59 106L61 107V110L63 109L64 105H67V103H63L62 104V100ZM86 99V98H85ZM90 99V98H89ZM92 99V98H91ZM120 99V100H119ZM261 99V97H260ZM264 98L261 99V101ZM50 100V101H51ZM55 100H53L55 102ZM65 100V101H64ZM64 102H68V100L72 101V99H64ZM75 100V99H74ZM80 100V99H79ZM2 101V102H3ZM7 101V99H6ZM78 101V100H77ZM83 101V100H82ZM85 101V100H84ZM87 101V100H86ZM86 101L84 102L83 107H81L82 105H80V108L78 109L79 114L82 113L83 110H85V106L86 105ZM90 101V100H89ZM95 101V100H94ZM132 101V102H131ZM264 101V100H263ZM30 102V101H29ZM99 102V103H98ZM7 103V102H6ZM33 103V102H32ZM49 103V102H48ZM51 103V102H50ZM49 103V105H50ZM264 103V102H263ZM3 104V103H2ZM5 104V102H4ZM10 103H8L9 105ZM54 104V103H51ZM69 105H71V103H68ZM76 104V103H75ZM96 104V103H95ZM94 104V105H95ZM32 105V104H31ZM40 105V104H39ZM46 102L44 105H40V106H45ZM73 105V103H72ZM85 105V106H84ZM38 106V105H37ZM48 106V104H47ZM51 106V105H50ZM2 107V106H0ZM9 107V106H8ZM14 107V106H13ZM57 107V108H58ZM93 107V104H92ZM29 108V107H28ZM32 108V107H31ZM50 110V107H46ZM53 108V106H52ZM73 108V107H72ZM90 108V107H88ZM94 111L95 110V106L93 107ZM263 108V107H262ZM261 108V109H262ZM59 109V108H58ZM65 109H67V115L69 110L71 111L69 106H65ZM260 109V111H261ZM1 110V109H0ZM12 110V106L11 109ZM40 110V109H39ZM43 110V109H42ZM52 109L53 111V115H52V111H51V115H49V117L47 118V120H44L46 123L49 120V118H51L50 116L54 117L55 121L56 120V115L58 116V114L60 112H63L65 114V111H58ZM64 110V109H63ZM76 110V109H74ZM82 110V111H81ZM259 110V109H258ZM256 112H259V111ZM5 111V110H4ZM15 111V110H14ZM34 111V110H32ZM45 111V110H44ZM48 111V110H47ZM46 111V112H47ZM81 111V112H80ZM90 111V109H89ZM263 111V110H262ZM93 112V111H92ZM10 113V112H9ZM18 113V112H17ZM25 113V112H24ZM36 113V112H35ZM48 113V112H47ZM85 113V112H84ZM97 113V112H96ZM255 113V112H253ZM15 114V113H14ZM61 114V113H60ZM59 114V115H60ZM78 114V113H76ZM78 114V115H79ZM251 114V113H250ZM261 113H259L260 115ZM13 115V114H12ZM71 115V114H70ZM85 115V114H82ZM89 115V114H88ZM244 115V114H243ZM246 115V113H245ZM249 115V114H248ZM254 114H252V117ZM264 115V114H262ZM14 116V115H13ZM31 116V115H30ZM66 115H64L65 117ZM98 116V115H95ZM100 116V115H99ZM11 117V121H12V116ZM60 116H58V123L60 124L61 118L59 119ZM63 117V116H62ZM256 118L259 116H255ZM264 117V116H263ZM31 118V117H30ZM73 118V117H72ZM79 118V117H78ZM85 118V117H84ZM100 118V117H99ZM241 118V117H240ZM66 119V118H65ZM101 119V118H100ZM103 119V118H102ZM237 119V120H235ZM257 119H261V118H257ZM1 120V119H0ZM85 120V119H84ZM43 121V122H44ZM60 121V122H59ZM70 121V120H68ZM72 121V120H71ZM90 121V120H89ZM92 121V120H91ZM100 121V120H98ZM97 121V122H98ZM103 121V120H102ZM4 122V121H3ZM42 122V123H43ZM50 122V121H48ZM66 122V120L64 121ZM94 122V121H93ZM92 122V123H93ZM96 122V123H97ZM103 122V123H105ZM260 122V121H259ZM257 122V123H259ZM10 123V121H9ZM51 123H53L51 121ZM49 123L48 126L51 124ZM71 123V122H70ZM79 123V122H78ZM77 123V124H78ZM82 123V122H81ZM87 123V122H85ZM91 123V122H90ZM101 123V122H99ZM55 124V123H53ZM88 124V123H87ZM86 124V125H87ZM106 124V123H105ZM262 124V123H261ZM4 125V124H3ZM7 126L9 124H6ZM36 125V124H35ZM43 125V124H41ZM47 125V124H46ZM64 125V123H63ZM74 126V124H72ZM76 125V124H75ZM257 125V124H256ZM45 126V123H44ZM47 126V127H48ZM60 126V125H59ZM58 126V128H59ZM65 126V125H64ZM72 126V127H73ZM78 127L80 126L77 125ZM89 126V125H88ZM96 126V125H94ZM98 126V125H97ZM255 126V125H254ZM264 126V123L261 125ZM6 127V126H5ZM52 127V125L50 126ZM57 127V126H56ZM70 127V126H69ZM91 127V125H90ZM9 128V126H8ZM40 128V127H39ZM46 128V127H45ZM62 128V127H61ZM87 128V127H86ZM86 128H83L86 130ZM89 128V127H88ZM103 128V126H102ZM240 128L237 126V129ZM261 128V127H260ZM263 128V127H262ZM1 129V128H0ZM5 129V128H4ZM10 129V128H9ZM25 129V128H24ZM41 129V128H40ZM43 129V128H42ZM51 129V128H50ZM64 129V128H63ZM81 129V128H80ZM99 129V127H98ZM236 129V130H237ZM245 129V127H244ZM3 130V129H2ZM55 130V129H54ZM93 130V129H92ZM96 130V129H95ZM239 130V129H238ZM241 130V129H240ZM260 130V129H259ZM258 130V132H259ZM264 130V129H263ZM8 131V130H7ZM20 131V130H19ZM37 131V130H36ZM40 131V132H39ZM39 133H42L41 130H39ZM50 131V130H49ZM48 131V132H49ZM53 131V130H52ZM57 129H56V133H57ZM63 131V130H61ZM74 131V130H73ZM80 131V130H77ZM90 131V130H89ZM247 131V129H246ZM245 131V133H246ZM252 131V130H251ZM250 131V133H251ZM262 131V130H261ZM260 131V133H262ZM33 132V131H32ZM70 132V131H69ZM82 132V131H81ZM98 131H96L97 133ZM103 132V133H104ZM239 133L242 134V131H237ZM257 132V131H256ZM6 133V130H5ZM38 133V134H39ZM64 133V132H63ZM67 133V132H65ZM80 133V132H78ZM77 133V134H78ZM84 133V131H83ZM82 133V134H83ZM87 133V132H86ZM90 133V132H89ZM95 133V132H94ZM147 133V134H146ZM236 133V132H235ZM244 133V134H245ZM260 133H258V135H253L249 136L250 138L252 137V139H254V143L258 140H260L261 136L259 137ZM3 134V133H0ZM26 134V133H25ZM31 134V133H30ZM35 134V133H34ZM51 134V132H50ZM76 134V136H77ZM82 134L80 136H82ZM85 134V133H84ZM88 134V133H87ZM93 134V133H92ZM145 134V135H144ZM240 134V135H241ZM249 134V133H248ZM33 135V134H32ZM31 135V136H32ZM37 135V132L36 134ZM61 135V134H60ZM68 135L70 136V134L68 133ZM98 135V133H97ZM251 135V134H249ZM264 135V134H263ZM4 136L3 138L1 137V139L4 140ZM67 136V135H66ZM74 136V137H76ZM94 136V135H93ZM103 136V137H102ZM145 136V137H144ZM71 137V136H70ZM74 137L72 139H74ZM79 137V136H78ZM76 137V138H78ZM84 137V136H83ZM95 137V136H94ZM99 137V136H98ZM157 137H159V140L156 139ZM245 137V136H243ZM28 138V137H27ZM46 139V137H44ZM63 138V137H62ZM75 138V140H76ZM91 138V137H90ZM247 138V135H246ZM248 138V139H250ZM1 139H0V143H1ZM30 139V138H29ZM42 139V137L40 138ZM71 139V140H72ZM85 139V137H84ZM96 139V138H95ZM180 139V140H179ZM244 139V138H243ZM242 139V140H243ZM2 140V142H3ZM61 140V139H60ZM65 140V139H64ZM69 140V138H68ZM144 140V141H143ZM212 140V143H208L209 141ZM246 140V139H244ZM256 140V141H255ZM263 140V139H262ZM43 141V140H41ZM67 141V140H66ZM77 141V140H76ZM90 141V140H89ZM95 141V140H94ZM143 141V142H142ZM257 141V143H258ZM25 142V140H24ZM49 142V141H47ZM59 142V141H58ZM61 142V141H60ZM71 142V141H70ZM88 142V141H85ZM93 142V141H92ZM264 143V141H261ZM22 143V142H21ZM40 143V142H39ZM51 143V142H50ZM64 142H62L63 145ZM149 143V142H148ZM256 143V144H257ZM6 144V143H5ZM10 144V143H9ZM45 144V143H44ZM47 144V143H46ZM65 144V143H64ZM67 144V142H66ZM81 144V143H80ZM88 144V143H87ZM93 144V143H92ZM211 144V145H210ZM224 144V145H223ZM245 144V143H244ZM259 144V143H258ZM262 144V143H260ZM3 145V144H2ZM0 145V149L1 146ZM59 145V144H58ZM57 145V146H58ZM61 145V144H60ZM79 145V144H78ZM83 145V144H82ZM81 145V146H82ZM86 145V143H85ZM149 145V144H148ZM208 149H207V146ZM243 145V144H242ZM241 145V146H242ZM5 147L7 145H4ZM50 146V145H49ZM77 146V145H76ZM129 146V147H130ZM147 146V145H146ZM151 146V145H150ZM159 146V147H157ZM263 146V145H260ZM259 146V147H260ZM43 147H47L44 146ZM56 147V146H55ZM60 147V146H59ZM75 147V146H73ZM98 147V146H97ZM102 147V146H100ZM99 147V148H100ZM139 147V148H138ZM145 147V146H144ZM182 147V149L180 148ZM240 146L238 145V148ZM258 147V149H259ZM10 148V147H9ZM27 148V147H26ZM37 148V147H36ZM39 148V147H38ZM54 148V146H53ZM66 148V147H65ZM84 148V147H83ZM89 148V147H88ZM96 147H94L93 149H95ZM103 148V147H102ZM132 148L130 147V149L132 150ZM150 148V147H149ZM155 148V149H156ZM263 148V147H262ZM7 149V148H4ZM3 149V150H4ZM22 149V147H21ZM35 149V148H34ZM33 149V150H34ZM51 149V148H49ZM80 149V148H79ZM92 149V150H93ZM128 149V150H127ZM236 149V148H235ZM2 150V151H3ZM11 150V148H10ZM39 150V149H38ZM48 150V149H46ZM65 150V149H64ZM81 150V149H80ZM84 150V149H83ZM100 151V149H98ZM104 150V151H105ZM130 150V152H131ZM135 150V149H134ZM199 150V151H198ZM238 150V149H237ZM18 151V150H17ZM50 151V150H49ZM52 151V150H51ZM73 151V150H71ZM79 151V150H76ZM94 151V150H93ZM103 151V150H101ZM106 151V152H107ZM137 151V150H136ZM142 151V150H141ZM145 151L146 150L145 148ZM150 151V149H149ZM206 153L203 154L205 156V158L202 156V152ZM225 151V150H224ZM227 151V152H229ZM236 151V150H235ZM6 153L8 152L7 150L5 151ZM15 152V151H14ZM33 152V151H32ZM87 155L89 154V151H87ZM133 152V151H132ZM154 152V151H153ZM161 152V153H160ZM208 152V151H207ZM212 152V151H211ZM234 152V151H231ZM241 152V151H239ZM16 153V152H15ZM79 152H77L76 154H78ZM81 153V152H80ZM84 153V152H83ZM86 153V151H85ZM96 153V152H95ZM135 152H133L134 154ZM138 153V152H137ZM148 153V152H147ZM198 153H201L200 157L202 156L203 160L200 159ZM226 153V152H225ZM11 154V152L9 153ZM59 154V153H58ZM91 154V153H90ZM93 154V153H92ZM98 154V153H97ZM102 154V152H101ZM108 154V152H107ZM130 154V153H129ZM127 154V156L129 155ZM132 154V155H133ZM154 154V153H153ZM152 154V155H153ZM156 154V153H155ZM228 153H226L227 155ZM6 155V154H5ZM4 155V156H5ZM74 155V154H73ZM102 155L105 156V154L103 153ZM116 155V156H115ZM151 155V154H150ZM157 155V154H156ZM159 155H157L159 157ZM224 155V154H223ZM222 155V156H223ZM231 155V154H230ZM1 156V155H0ZM17 156V155H15ZM43 156V155H42ZM81 156V155H80ZM84 156V155H83ZM90 156V155H89ZM104 156L101 157V159H104ZM108 156V155H106ZM126 156V155H125ZM126 156V157H127ZM155 156V155H154ZM179 156V157H178ZM210 156V153L208 155V157ZM212 156V155H211ZM216 156V155H214ZM221 156V155H219ZM233 156V155H232ZM11 157V155H10ZM56 157V156H55ZM58 157V156H57ZM77 157V156H76ZM86 157V156H85ZM91 157H95V156H91ZM110 157V156H108ZM107 157V159H108ZM112 157V156H111ZM112 157V158H113ZM124 157V156H123ZM125 157V158H126ZM133 157V156H132ZM146 157V156H145ZM156 157V156H155ZM156 157V158H158ZM162 157V156H161ZM185 157V159H184ZM188 157V156H187ZM1 158V157H0ZM13 158V157H12ZM75 158V157H74ZM80 160V157H78ZM84 158V157H83ZM111 158V159H112ZM138 158V156H137ZM140 158V157H139ZM149 158V156L147 157ZM155 158V159H156ZM183 161H179L180 159ZM189 158V157H188ZM192 158V157H190ZM233 158V157H232ZM3 159V158H1ZM86 159V158H85ZM92 159V158H91ZM95 159V158H94ZM115 159V158H114ZM121 159V158H120ZM133 159V158H132ZM142 159V158H141ZM146 159V158H145ZM152 159V157L150 158ZM154 159V158H153ZM159 159V158H158ZM193 159V161H194ZM210 159V158H209ZM215 159V158H214ZM223 159V158H222ZM231 159V158H230ZM235 159V158H234ZM237 159V158H236ZM34 160V159H33ZM109 160V159H108ZM131 160V159H130ZM136 160V159H133ZM144 160V159H143ZM147 160V159H146ZM218 162L219 160L216 159ZM229 159H223L220 160L219 164L221 163V165L224 164V161L228 162ZM2 161V160H1ZM5 161V160H4ZM46 161V160H45ZM59 160H57L58 162ZM83 161V160H81ZM92 161V160H91ZM94 161V160H93ZM96 161V160H95ZM117 161H119V158L117 159ZM122 161V160H121ZM132 161V160H131ZM139 161V160H138ZM154 161V160H153ZM158 161V160H157ZM156 161V162H157ZM179 161V162H178ZM187 161H190V159H188ZM186 161V162H187ZM196 161V160H195ZM213 161V160H212ZM11 162V161H10ZM80 162V161H79ZM85 162V161H84ZM123 162V161H122ZM137 162V160L135 161ZM142 162V161H141ZM152 162V160H151ZM180 162H183L182 165L184 164V166L180 167ZM208 162V161H207ZM230 162V161H229ZM233 162V161H232ZM54 163V162H53ZM59 163V162H58ZM72 163V162H71ZM77 163V162H76ZM82 163V162H81ZM91 163V162H90ZM98 163V162H97ZM96 163V164H97ZM113 163V162H112ZM121 163V162H120ZM134 163V161H133ZM145 163V162H144ZM144 167L146 165V163L144 164ZM150 163V162H148ZM179 163V164H178ZM189 166L191 161L188 162ZM214 164V161L211 162V165ZM226 163V162H225ZM5 164V163H4ZM8 164V162H7ZM44 164V163H43ZM67 164V163H66ZM105 164V163H104ZM103 164V165H104ZM125 164V163H124ZM124 164H118L119 166L124 165ZM158 162L156 163V166H160ZM177 164V165H176ZM232 164V163H231ZM236 164V163H235ZM68 165V164H67ZM81 165V164H80ZM94 165V164H93ZM102 165V163H101ZM112 165V164H111ZM117 165V164H116ZM127 165V164H126ZM130 165V162L128 164V166ZM193 165V166H194ZM225 165V164H224ZM223 165V166H224ZM228 165V163L226 164ZM226 165L224 166L226 168ZM63 166V165H62ZM75 166V165H74ZM73 166V168H74ZM79 166V165H78ZM81 167V166H79ZM84 166V165H83ZM109 166V165H107ZM114 166V165H112ZM132 166V165H131ZM131 166H129L131 168ZM136 166V164H135ZM139 166V163H138ZM136 166V167H138ZM154 166V165H153ZM178 166V168H177ZM202 166V167H203ZM223 166H219L221 167V171L223 173ZM234 166V164H233ZM52 167V166H50ZM72 167V166H71ZM76 167V166H75ZM98 168V166H96ZM111 167V166H110ZM115 167V166H114ZM118 167V166H117ZM143 167V168H144ZM149 167V166H148ZM155 167V166H154ZM180 167V168H179ZM185 167V168H184ZM201 167V168H202ZM214 167V166H213ZM218 167V166H217ZM218 167V168H219ZM5 168V167H4ZM11 168V167H10ZM13 168V167H12ZM40 168V167H39ZM53 168V167H52ZM65 168V167H64ZM83 168V167H82ZM91 168V167H90ZM120 168V167H119ZM124 169V167H122ZM121 168V169H122ZM129 168V169H130ZM133 168V166H132ZM135 168V167H134ZM140 168V166H139ZM160 168V167H158ZM182 168V169H181ZM200 168V169H201ZM205 168V167H204ZM209 168H210V164H209ZM228 168V167H227ZM2 169V168H1ZM115 169V168H114ZM118 169V168H117ZM178 169H181V173L179 172ZM203 169V168H202ZM212 171V168H210ZM217 169V168H215ZM229 169L231 170L230 166ZM254 169V168H253ZM252 169V170H253ZM7 170V169H6ZM48 170V169H47ZM60 170V169H59ZM76 170V169H75ZM78 170V169H77ZM83 170V169H82ZM93 170V169H90ZM108 170V169H107ZM134 170V169H131ZM220 170V168H219ZM228 169H225V171ZM229 170V174L231 175ZM234 170V169H233ZM10 171V170H9ZM74 171V170H73ZM113 171V169H112ZM124 171V170H123ZM136 172V170H134ZM138 171V170H137ZM160 171V169L157 171V173ZM202 171V170H201ZM216 171V170H215ZM224 171V172H225ZM257 171V170H256ZM261 171V170H260ZM1 172V171H0ZM8 172V171H7ZM49 172V171H48ZM51 172V171H50ZM86 172V171H85ZM95 172V171H94ZM97 172V170H96ZM117 172V171H116ZM127 172V171H125ZM131 173V171H128ZM141 172V170H140ZM139 172V174H140ZM152 172V171H151ZM187 172V171H186ZM198 172V171H197ZM206 172V171H205ZM208 172V171H207ZM214 172V171H213ZM212 172V173H213ZM228 172V171H227ZM252 172V171H251ZM253 172H255L253 170ZM263 172V171H262ZM79 173V172H78ZM83 173V172H82ZM93 173V171H92ZM105 173V172H104ZM118 173V172H117ZM124 173V172H123ZM122 173V174H123ZM146 173V171H145ZM193 173H196L193 172ZM211 173V172H210ZM209 173V174H210ZM216 173V172H215ZM218 173V172H217ZM87 174V172H86ZM89 174V173H88ZM96 174V173H95ZM94 174V175H95ZM98 174V173H97ZM103 174V173H102ZM119 174V173H118ZM125 174V173H124ZM127 174V175H128ZM136 174V173H135ZM133 174V175H135ZM149 174V173H148ZM178 174H180L179 176H177ZM185 174V173H184ZM200 174V173H199ZM203 174V173H202ZM234 174V173H233ZM73 175V174H72ZM71 175V176H72ZM75 175V174H74ZM83 176V174H81ZM78 175V176H81ZM93 175V174H92ZM107 175V174H106ZM132 175V176H133ZM153 175V174H152ZM186 175V174H185ZM184 175V176H185ZM192 175V174H191ZM216 175V174H215ZM213 174V177L215 176ZM1 176V175H0ZM13 176V175H12ZM99 176V175H98ZM102 176V175H101ZM118 176V175H117ZM131 176V175H129ZM138 176V174H137ZM181 176V177H180ZM183 176V177H184ZM198 176V175H196ZM201 176V175H199ZM205 176V175H204ZM212 176V175H211ZM221 176V175H219ZM225 176V175H224ZM229 176V175H228ZM227 176V179L230 177ZM235 176V175H234ZM258 177V175H256ZM255 176V177H256ZM261 176V175H260ZM109 177V176H108ZM114 177V176H113ZM152 177V176H151ZM151 177H148L151 179ZM154 177V176H153ZM177 177H180L179 179ZM186 177V176H185ZM185 177L183 178L185 180ZM188 177V176H187ZM202 177V176H201ZM216 177V176H215ZM223 178V176H221ZM233 176L231 175V178ZM6 178V177H5ZM78 178V177H77ZM91 178V177H90ZM97 178V177H96ZM122 178V176H121ZM126 178V177H125ZM128 178V177H127ZM139 178V177H138ZM137 178V179H138ZM193 178V177H192ZM195 178V176H194ZM197 178V177H196ZM207 178V177H206ZM205 178V179H206ZM225 178V177H224ZM79 179V178H78ZM104 179V178H103ZM108 179V178H107ZM115 179V178H114ZM143 179V178H142ZM155 179V180H156ZM176 179V180H175ZM188 179V178H187ZM213 179V178H212ZM225 178V180H227ZM258 179V178H257ZM90 180V179H89ZM113 180V179H112ZM119 180V179H117ZM117 180H115L117 182ZM129 180V179H127ZM126 180V181H127ZM190 180V179H189ZM211 180V179H210ZM230 180V179H229ZM233 180V178L231 179ZM230 180V181H231ZM235 180V179H234ZM22 181V180H21ZM26 181V180H25ZM88 181V180H87ZM98 181V180H96ZM123 181V180H122ZM135 181L136 178H135ZM139 181V180H138ZM146 181V180H145ZM154 181V180H152ZM181 181V180H180ZM187 181V180H185ZM203 181V180H202ZM207 181V179H206ZM214 181V180H213ZM263 181V180H262ZM261 181V182H262ZM93 182V181H92ZM101 182V180H100ZM103 182V180H102ZM105 182V181H104ZM121 182V181H120ZM133 181H131L132 183ZM141 182V181H140ZM159 182L156 181V184H158ZM184 182V181H183ZM228 182V181H227ZM58 183V182H57ZM78 183V182H77ZM85 183V181H84ZM87 183V182H86ZM99 183V182H98ZM98 183L96 185H98ZM109 183V181H108ZM107 183V185H108ZM111 183V182H110ZM109 183V184H110ZM124 183V182H123ZM134 183V182H133ZM148 183V182H145ZM193 183V182H192ZM198 183V180H197ZM204 183V182H202ZM213 183V182H212ZM34 184V183H33ZM43 184V183H42ZM55 184V183H54ZM53 184V186H54ZM117 184V183H116ZM126 184V183H125ZM138 184V183H137ZM144 184V183H142ZM155 184V185H156ZM160 184L158 186H160ZM191 184V183H190ZM200 184V183H199ZM220 184V183H219ZM226 184V183H224ZM262 184V183H260ZM106 185V184H104ZM113 186V184H111ZM120 185V184H119ZM118 185V186H119ZM127 185V184H126ZM135 185V184H134ZM146 185V184H145ZM152 185V184H151ZM154 185V186H155ZM165 185L161 186L162 188L165 187ZM166 185V186H167ZM178 185V184H177ZM187 185V184H185ZM201 185V184H200ZM209 184H207L208 186ZM259 185V182H258ZM11 186V185H10ZM15 186V185H14ZM29 186V185H28ZM85 186V185H84ZM88 186V185H87ZM141 186V185H140ZM144 186V185H143ZM141 186V187H143ZM153 186V187H154ZM157 186V185H156ZM183 186V184H182ZM181 186V188H182ZM213 186V185H212ZM257 186V185H256ZM255 186V188H256ZM42 187V186H41ZM102 187V186H101ZM105 186H103L104 188ZM110 187V185H109ZM139 187V188H141ZM160 187V189H161ZM171 186H168V188ZM262 187V186H261ZM88 188V187H87ZM94 188V187H93ZM123 189H125L124 187H122ZM120 188V189H122ZM127 188L128 185H127ZM145 187H143L144 189ZM150 188V187H149ZM148 188V189H149ZM152 188V187H151ZM158 188V187H157ZM207 188V187H206ZM209 188V187H208ZM259 188V187H258ZM41 189V188H40ZM52 189V188H51ZM86 188H83L82 190L85 191ZM107 189V188H105ZM133 191V188H131ZM130 189V191H131ZM155 189V188H153ZM172 189V187H171ZM174 189V188H173ZM172 189V190H173ZM4 190V189H3ZM54 191H56L55 189H52ZM81 190V191H82ZM104 190V189H103ZM126 190V189H125ZM128 190V189H127ZM163 190V189H162ZM178 190V189H177ZM188 190V189H187ZM185 190V191H187ZM205 190V188H204ZM259 190V189H258ZM261 190V189H260ZM2 191V190H1ZM70 191V190H69ZM89 191H91V189H89ZM108 191V190H107ZM106 191V192H107ZM115 191V190H114ZM142 191V190H141ZM152 191V189H151ZM160 191V190H159ZM171 190H167L166 188V192H170ZM175 191V190H174ZM173 191V192H174ZM59 192H62L61 190ZM80 194V191H78ZM100 192V191H99ZM102 192V191H101ZM119 192V191H118ZM138 192V191H137ZM162 192V191H161ZM180 192V191H179ZM189 192V190H188ZM64 193V192H63ZM77 193V191H76ZM88 193V192H85ZM83 195H86V194ZM91 193V192H90ZM124 193V192H122ZM133 193V192H132ZM139 193V192H138ZM153 193V192H152ZM152 193L150 195H152ZM160 193V192H158ZM167 193H165L167 195ZM172 191L170 192V196L174 194H171ZM181 193V192H180ZM183 193H185L183 191ZM182 193V194H183ZM187 193V192H186ZM52 194V193H51ZM89 194V193H88ZM93 194V193H92ZM110 194V193H109ZM136 194V193H135ZM169 194V193H168ZM188 194V193H187ZM120 195V194H119ZM118 195V196H119ZM122 195H126L121 194L120 197ZM129 195V194H128ZM145 195V194H144ZM155 195V194H154ZM154 195H152L154 197ZM177 198H178V194L176 193ZM54 196V195H53ZM56 196V195H55ZM54 196V197H55ZM63 196V195H62ZM82 196V195H81ZM110 196H112L110 194ZM115 196V195H114ZM136 196V195H135ZM172 196V197H173ZM43 197V196H42ZM52 197V196H51ZM58 197V196H57ZM104 197V196H103ZM108 197V196H107ZM117 197V196H116ZM119 197V198H120ZM127 197V196H125ZM138 197V195H137ZM180 197H183L180 196ZM186 197V195H185ZM190 197V195H189ZM3 198V197H2ZM53 198V197H52ZM84 198V197H83ZM93 198V196L91 197ZM114 200L115 197H112ZM123 198V197H122ZM132 198V196H131ZM142 198V197H141ZM147 198V197H146ZM151 198V197H150ZM159 198V196H158ZM161 198V197H160ZM159 198V199H160ZM175 198V197H174ZM176 198V199H177ZM59 199V197H58ZM87 199V198H86ZM108 199V198H105ZM111 199V198H110ZM125 199V198H123ZM139 199V198H138ZM157 199V197H156ZM183 199V198H182ZM188 199V198H187ZM190 199V198H189ZM40 200V199H39ZM47 200V199H46ZM63 200V199H62ZM83 200V199H82ZM93 200V199H92ZM95 200V199H94ZM132 200V199H131ZM135 200V199H133ZM149 200V199H148ZM153 199H151V202L153 203L154 201H152ZM158 200V199H157ZM191 200V199H190ZM3 201V199H2ZM126 201V200H125ZM139 201V200H138ZM137 201V203H138ZM150 201V200H149ZM156 201V200H155ZM174 201V200H173ZM189 200H187L186 204L188 203ZM213 201V200H212ZM17 202V201H16ZM36 202V201H35ZM88 202V201H87ZM99 202V201H98ZM101 202V201H100ZM99 202V203H100ZM116 202V201H114ZM123 202V201H122ZM127 202V201H126ZM129 202V201H128ZM132 202V201H131ZM135 202V201H133ZM150 202V203H151ZM160 202V201H159ZM163 202V201H162ZM172 202V201H171ZM179 203L182 202V200L178 201ZM177 202V203H178ZM192 202V201H191ZM32 203V202H31ZM37 203V202H36ZM44 203V202H43ZM54 203V202H53ZM70 203V202H69ZM83 203V202H82ZM93 203V201H92ZM106 203V202H105ZM121 203V202H120ZM125 203V202H123ZM158 203V201H157ZM173 203V202H172ZM176 203V202H175ZM174 203V204H175ZM67 204V202H66ZM76 204V203H75ZM126 204V203H125ZM146 204V203H145ZM159 204V203H158ZM181 204V203H180ZM182 204H184V202H182ZM190 204V203H189ZM191 204H196V203H191ZM1 205V202H0ZM4 205V204H3ZM18 205V204H17ZM32 204H30L31 206ZM64 205V204H63ZM74 205V204H73ZM96 205V203H95ZM99 205V204H98ZM132 205V204H131ZM130 205V206H131ZM138 205V204H137ZM143 205V204H142ZM157 205V204H156ZM164 205V204H163ZM168 206H170V204L167 203ZM173 205V204H171ZM210 205V204H209ZM8 206V205H7ZM29 206V205H28ZM29 206V207H30ZM35 206V205H34ZM39 206V205H38ZM70 206V205H69ZM103 206V205H102ZM118 206V205H117ZM141 206V205H139ZM149 206V205H147ZM151 206V205H150ZM159 206V205H158ZM162 206V205H161ZM166 206V205H165ZM167 206V207H168ZM174 206V205H173ZM180 206V205H179ZM178 206V207H179ZM186 206V205H185ZM193 207H195L194 205H192ZM81 207V206H80ZM93 207V206H92ZM119 207V206H118ZM129 207V206H128ZM127 207V208H128ZM133 207V206H132ZM142 207V206H141ZM165 207L167 210L169 208ZM172 207V206H171ZM182 207V206H181ZM21 208V207H19ZM43 208V207H42ZM50 208V207H48ZM58 208V207H57ZM66 208V207H65ZM94 208V207H93ZM113 208V207H112ZM111 208V209H112ZM160 208V207H159ZM164 208V206H163ZM183 208V207H182ZM181 208V209H182ZM188 208V207H187ZM191 208V207H189ZM89 209V208H88ZM97 209V208H96ZM102 209V208H101ZM126 209V208H125ZM139 210H142V208L140 209L138 207ZM152 209V208H151ZM150 209V210H151ZM175 209V208H174ZM3 210V209H2ZM14 210V209H13ZM62 210V209H61ZM65 210V209H64ZM103 210V209H102ZM119 210V208H118ZM148 210V209H147ZM146 210V212H148ZM165 210V209H164ZM162 209V211H164ZM165 210V211H167ZM183 210V209H182ZM186 210V208H185ZM183 210V211H185ZM188 210V209H187ZM10 211V210H8ZM51 211V209H50ZM75 211V210H74ZM97 211V210H96ZM99 211V210H98ZM121 211V210H120ZM153 211V210H152ZM161 211V208H160ZM171 211V210H170ZM192 211V210H191ZM3 212V211H2ZM2 212H0V214L2 215ZM136 212V211H135ZM168 212V211H167ZM174 212V210H173ZM193 212V211H192ZM6 213V212H5ZM90 213V212H89ZM94 213V212H93ZM102 213V212H101ZM110 213V212H109ZM131 213V212H130ZM129 213V214H130ZM134 213V211H133ZM139 213H141V211H139ZM144 213V211H143ZM151 213V212H150ZM155 215L161 212L156 213V211L154 212ZM171 213V212H170ZM180 213V212H179ZM182 213V212H181ZM184 213V212H183ZM185 213H187L185 211ZM4 214V213H3ZM10 214V212H9ZM15 214V213H13ZM32 214V213H31ZM60 214V213H59ZM73 214V213H72ZM78 214V213H77ZM87 214V213H86ZM98 214V213H97ZM116 214V213H115ZM124 214V213H123ZM148 214V213H147ZM152 214V213H151ZM162 214V213H161ZM167 214V213H165ZM164 213L162 214L163 217L165 215ZM176 214V212H174V215ZM96 215V213H95ZM125 215V214H124ZM154 215V216H155ZM159 215V214H158ZM157 215V216H158ZM169 214H167L168 216ZM173 215V216H174ZM178 215V213H177ZM176 215V216H177ZM12 216V214H11ZM9 216V217H11ZM14 216V215H13ZM69 216V215H68ZM87 216V215H86ZM99 216V215H98ZM101 216V217H105ZM152 216V217H154ZM156 216V217H157ZM171 216V215H169ZM181 216V215H180ZM8 217V218H9ZM107 217V216H106ZM126 217V216H125ZM128 217V216H127ZM129 217H132L131 214ZM140 217L142 218V214L140 215ZM146 217V216H145ZM155 217V218H156ZM159 217V216H158ZM162 217V216H161ZM172 217V216H171ZM187 217V216H185ZM67 218V217H66ZM72 218V217H71ZM93 218V217H92ZM100 218V217H99ZM98 218V220H99ZM137 218V217H136ZM150 218V216H149ZM167 218V217H165ZM203 218V217H202ZM6 219V217H5ZM57 219V218H56ZM55 219V220H56ZM70 219V218H69ZM74 219V218H72ZM78 219V218H77ZM76 219V220H77ZM97 219V218H95ZM93 219V220H95ZM106 219V218H105ZM108 219V218H107ZM128 219V218H127ZM134 219V218H133ZM158 219V218H157ZM155 219V221L157 220ZM161 218H159L160 220ZM10 220V219H9ZM65 220V219H64ZM96 220V221H98ZM109 220V219H108ZM175 220V219H174ZM206 220V219H205ZM33 221V220H32ZM54 221V220H53ZM73 221V220H71ZM75 221V220H74ZM73 221V222H74ZM79 221L80 218H79ZM78 221V222H79ZM92 221V220H91ZM90 221V222H91ZM154 221V222H155ZM158 221V220H157ZM179 221V220H178ZM63 222V221H62ZM66 222V221H65ZM72 222V223H73ZM76 222V221H75ZM93 222V221H92ZM91 222V223H92ZM102 222V221H101ZM100 222V223H101ZM149 222H151L149 220ZM46 223V222H45ZM48 223V222H47ZM46 223V224H47ZM95 221L92 223L93 226L95 225ZM153 223V222H152ZM5 224V223H4ZM58 224V223H57ZM56 224V225H57ZM67 224V222H66ZM78 224V223H77ZM82 224V223H81ZM80 224V225H81ZM91 224V225H92ZM97 224V223H96ZM104 224V222H103ZM158 224V223H157ZM7 224H5L6 226ZM9 225V224H8ZM27 225V224H26ZM49 225V224H48ZM69 225V224H68ZM68 225H66L68 227ZM72 225V224H71ZM70 225V226H71ZM76 225V224H75ZM85 225V224H83ZM86 225H88V223H86ZM85 225V226H86ZM90 225V224H89ZM183 225V224H180ZM179 225V226H180ZM202 225V224H201ZM3 226V225H2ZM4 226V228H5ZM40 226V225H39ZM54 226V225H53ZM51 226V227H53ZM61 226V225H60ZM69 226V227H70ZM74 226V225H73ZM97 225H95L96 227ZM101 226V225H100ZM99 226V227H100ZM124 226V225H123ZM1 227V225H0ZM10 227V226H9ZM62 227V226H61ZM68 227V228H69ZM75 227V226H74ZM89 227V226H88ZM98 227V228H99ZM103 227V226H102ZM106 227V226H105ZM132 227V225L130 226ZM181 227V226H180ZM179 227V228H180ZM49 228V227H48ZM47 228V229H48ZM60 228V227H59ZM93 228V227H92ZM175 228V227H174ZM46 229V227H45ZM50 229V228H49ZM58 229V228H57ZM62 229V228H61ZM82 230H84L83 228H81ZM90 229V227L88 228ZM87 229V232H88ZM101 229V228H100ZM33 230V229H32ZM69 230V229H68ZM72 230V229H71ZM79 230V229H78ZM91 230V229H90ZM94 230V229H92ZM96 230V229H95ZM105 230V229H104ZM7 231V230H6ZM60 231V230H59ZM70 231V230H69ZM99 231V230H98ZM128 231V230H127ZM19 232V230H18ZM61 232V231H60ZM67 232V231H66ZM81 232H85V231H81ZM8 233V232H7ZM53 233V232H52ZM58 233V232H57ZM72 233V232H71ZM5 234V233H4ZM73 234V233H72ZM79 233H77L78 235ZM86 234V233H84ZM88 234V233H87ZM109 234V233H108ZM111 234V233H110ZM127 234V233H126ZM244 234V233H243ZM58 235V234H57ZM80 235V234H79ZM95 235V234H94ZM93 235V236H94ZM5 238L4 235H1ZM7 236V234H6ZM26 236V235H25ZM25 236L23 238V240L25 239ZM63 236V235H62ZM91 236V234H90ZM92 236V237H93ZM97 237H99V235H96ZM110 236H114V235H110ZM243 236V235H242ZM28 237V235H27ZM26 237V240L29 239L30 243L32 244L33 241L35 242L34 238L33 241L31 238V236H29L28 238ZM45 237V236H44ZM75 237V235H74ZM79 237V236H78ZM81 237V235H80ZM85 237V236H84ZM259 237V236H257ZM7 238V237H6ZM53 238V237H52ZM86 238L88 239L87 235ZM94 238V237H93ZM100 238H101V234H100ZM99 238V239H100ZM104 238V237H103ZM108 238V236H107ZM104 238V239H107ZM250 238V237H249ZM0 239H3L2 237ZM71 239V238H70ZM73 239V237H72ZM71 239V240H72ZM79 239V238H78ZM84 239V238H82ZM82 239H79L81 241H83ZM95 239V238H94ZM102 239V240H104ZM109 239V238H108ZM74 240V239H73ZM113 240V238H112ZM132 240V239H131ZM247 240V239H246ZM262 240V239H261ZM25 241V240H24ZM66 241V239H65ZM75 241V240H74ZM73 241V242H74ZM78 241V240H77ZM87 241V240H86ZM93 241V240H92ZM97 241V239H96ZM96 241L94 243H96ZM106 241V240H105ZM103 241V242H105ZM109 241V240H108ZM259 241V240H258ZM4 242V241H3ZM2 242V243H3ZM53 242V241H52ZM70 242V241H69ZM100 242V241H99ZM131 242V241H130ZM136 242V240H135ZM22 242V247L24 245H27L26 243ZM28 244V247H31V244ZM98 243V241H97ZM113 243V241H112ZM128 243V241L126 242ZM15 244V243H14ZM35 244V243H34ZM78 244V242H77ZM81 244V243H80ZM84 244V243H83ZM87 244V243H85ZM88 244H91L90 242ZM87 244V245H88ZM108 244V243H107ZM106 244V245H107ZM111 244V243H110ZM257 243H255L256 245ZM105 245V246H106ZM128 245V244H127ZM1 246V245H0ZM6 246V245H5ZM8 246V245H7ZM6 246V247H7ZM15 246V245H14ZM49 246V245H48ZM47 246V247H48ZM57 246V245H56ZM60 246V245H59ZM72 246V245H71ZM79 246V244H78ZM82 246V244L80 245ZM86 246V245H84ZM102 246V244H101ZM104 246V245H103ZM252 246V245H251ZM27 247V248H28ZM97 247V246H96ZM99 247V246H98ZM127 247V246H126ZM130 247V246H129ZM24 248V247H23ZM27 248L23 249L26 250ZM51 248V247H50ZM67 248V247H66ZM87 248V247H86ZM264 248V247H263ZM13 249V248H12ZM75 249V248H74ZM73 249V250H74ZM79 249V248H78ZM81 249V248H80ZM79 249V250H80ZM93 249V248H92ZM137 249V248H136ZM1 250V249H0ZM4 250V249H3ZM6 250V249H5ZM9 250V249H7ZM22 250V251H23ZM35 250V249H34ZM44 250V249H43ZM71 250V249H70ZM82 250V249H81ZM104 251H106L105 249H103ZM129 250V249H127ZM135 250V249H134ZM257 250V249H256ZM18 251V250H17ZM38 251V250H37ZM36 251V252H37ZM41 251V250H40ZM46 251V250H45ZM59 251V250H58ZM86 251V250H85ZM84 251V252H85ZM96 251V250H95ZM101 251V250H100ZM99 251V252H100ZM130 251V250H129ZM246 251V250H245ZM244 251V252H245ZM135 252V251H134ZM133 252V254L135 255V253ZM252 252V251H251ZM261 252V251H260ZM22 253V252H21ZM24 253V252H23ZM58 253V252H57ZM65 252H63L64 254ZM91 253V252H90ZM93 253V252H92ZM103 253V251H102ZM101 253V254H102ZM262 253V252H261ZM264 253V252H263ZM25 254V253H24ZM23 254V255H24ZM29 254V253H28ZM32 254H34L32 252ZM88 254V253H87ZM131 254V253H129ZM137 254V253H136ZM19 255V254H18ZM22 255V254H21ZM22 255V256H23ZM31 255V254H29ZM36 255V254H34ZM54 255V254H53ZM67 255V254H66ZM89 255V254H88ZM125 255V254H124ZM127 255V254H126ZM132 255V256H134ZM2 256V255H1ZM20 256V259L21 257ZM33 256V255H32ZM62 256V255H61ZM64 256V255H63ZM93 256V255H92ZM100 256V255H99ZM263 256V255H262ZM14 257V256H12ZM11 257V258H12ZM29 257V256H27ZM9 258V257H8ZM18 258V257H17ZM32 258V257H31ZM35 260L36 258L33 257ZM61 258V257H60ZM97 258V255H96ZM95 258V259H96ZM260 258V257H259ZM264 258V257H263ZM25 259V258H24ZM29 259V258H28ZM27 259V260H28ZM42 259V258H41ZM93 257V260H95ZM128 259V258H127ZM137 260V258H135ZM258 259V258H257ZM9 260V259H8ZM11 260V259H10ZM14 260V259H13ZM12 260V261H13ZM26 260V259H25ZM26 260V262H27ZM38 260V259H37ZM136 260L134 262V264L136 263ZM20 261V260H19ZM31 261V259H30ZM50 261V260H49ZM59 261V260H58ZM67 261V260H66ZM73 261V260H72ZM82 261V260H80ZM128 261V260H127ZM131 261V260H130ZM129 261V262H130ZM139 261V259L137 260ZM29 262V261H28ZM27 262V264H29ZM37 262V261H36ZM42 262V261H41ZM75 262V261H74ZM3 263V262H2ZM7 263V262H6ZM22 263V262H20ZM34 263V262H33ZM32 263V264H33ZM46 263V261H45ZM56 263V262H55ZM67 264V262H65ZM81 263V262H80ZM83 264H85L82 261ZM87 263V262H86ZM89 263V262H88ZM138 263V262H137ZM136 263V264H137ZM5 264V263H4ZM9 264V263H8ZM19 264V263H18ZM40 264V262H39ZM50 264V263H48ZM61 264V263H60ZM70 264V263H68ZM74 264V263H73ZM79 264V263H78ZM91 264V262H90ZM128 264V263H127ZM141 264V263H140Z\"/></svg>",
    "mask_w": 264,
    "mask_h": 264
}]
</instances>
